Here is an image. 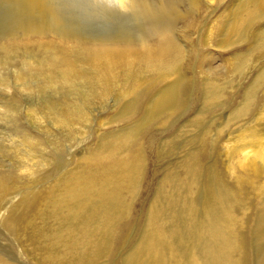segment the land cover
<instances>
[{
  "label": "bare ground",
  "instance_id": "obj_1",
  "mask_svg": "<svg viewBox=\"0 0 264 264\" xmlns=\"http://www.w3.org/2000/svg\"><path fill=\"white\" fill-rule=\"evenodd\" d=\"M5 4L7 3V5L9 4V7L8 8H12V12L13 14H11V17L12 15L14 16V18H10L9 14L5 13L6 14V17H9V21H7L6 19L4 20L5 23L9 24V26L5 27V29H1L0 31V51H3V57L2 55L0 57V63L2 64H6L4 61L7 59L8 61H10L8 58H11V56L9 54L11 53H14V52H18L19 51H22L24 54L22 56V67H25L24 70L28 69V66L30 67H34V68H37V69H34V73L31 72L30 73H26L25 75H23L22 77H19L18 79L20 81H23V84H25L24 86H26V83L24 80L27 81V79H31L32 76H35V77H38L39 76H43V75H48V76H43V84L45 85H48V87H54L55 88L57 87V84L59 85H63L65 91H72V90H77L80 94V90H79V85H82V90H83V87L85 89V87L87 86V91L89 92V94L91 95V97H88V98H98V99H105L106 101V98L109 96V94H112L113 95V92L115 93V97L116 101H121V100H127L129 99L128 97H131V100L132 102H130V104L134 105L135 103H133L134 100H136L134 98V96L136 95L137 96V90H140L141 87H143L144 85L146 84H150L151 86L155 87V84L156 85H159V84H163L165 83V89H159L161 90L160 92L158 91L157 94L153 95L152 97V100H151V104H147L146 108H145V111L144 114H143V118H150L152 116H163L164 114H167V117H169V111L170 110H174L175 107L177 106V101L176 104H175V107L172 105L174 102H172L171 99L173 100H176L174 98L175 94L177 95L176 98L178 96H180L181 93H176L175 91H177V86L179 85V88L182 84V81H185V79L182 77V75H180V71H179V63L182 59V56H183V52H182V48L180 47V45L178 44L179 42H176L177 39H175L173 36H175V33L172 35V31L174 29H178V33L182 32L183 33V37H186L187 36L189 37V35H187V33L190 34V32L192 31L193 32V29H196V25L198 24V21L196 20V17L195 16H198L200 15L199 13L202 12V8L204 5L202 2L206 3V5L210 6L212 5V1L213 0H189L188 2V5L187 7L185 6L184 8L185 9H180L178 7V5L176 4L179 0H2ZM187 4V3H186ZM6 5V6H7ZM11 5V6H10ZM2 6V5H1ZM182 6V5H181ZM180 6V7H181ZM88 9H87V8ZM7 10H10L8 9ZM223 11V12H222ZM221 12L223 14H221V18L218 20V21H213L215 22L214 24H212L211 26H207V31H206V37L204 38H208V37H215L216 39H219L217 42H218V47L221 49H228V50H231L233 47H231L230 49L228 47L231 46V44L233 43L235 45V43L238 44L239 41H241V39L244 38V35L245 33L249 30V28H251L253 25L256 26V24H259L258 22L262 19L263 15H264V0H232L231 3L229 4V6L224 10H222ZM15 12V14H14ZM220 12V13H221ZM86 13V14H84ZM84 15H90L92 17L96 16L95 18H98L97 16H99L100 18L102 19H105V20H112V22L114 21H119V23L123 24L124 22H131L133 20H137V21H140V24H139V27L141 25V30H139L138 33L139 35H137L138 37L135 39L132 37H130L129 35L126 34V31H122L120 32L119 34L115 33L116 35L114 36H110L109 37H102V36H93V34H90L89 33H85L81 30H79V25H80V21L83 20V18L85 19L86 16ZM220 15V14H219ZM218 16V15H216ZM216 19V18H215ZM264 20V19H263ZM113 22V23H114ZM116 22V23H117ZM100 23V22H99ZM115 23V24H116ZM138 23V22H137ZM263 23V22H262ZM88 24V23H87ZM125 24V23H124ZM136 23H134L135 25ZM2 25H4L2 23ZM117 25V24H116ZM138 25V24H137ZM136 25V26H137ZM135 26V27H136ZM131 27V25H130ZM113 28V27H112ZM122 29V28H121ZM126 29V28H125ZM128 29V28H127ZM130 29V28H129ZM254 29V27H253ZM118 30V29H116ZM252 30V28H251ZM90 31V30H89ZM104 31V30H103ZM115 31V30H114ZM137 31V30H136ZM96 32V31H95ZM116 32V31H115ZM118 32V31H117ZM130 33V31L127 30V33ZM254 33V31H252ZM92 33V32H91ZM109 33V32H108ZM103 33H101L102 35ZM106 34V33H105ZM252 35V33H250ZM97 35V34H96ZM99 35V34H98ZM134 35V34H133ZM187 35V36H186ZM247 35V34H246ZM136 36V35H135ZM254 36V42H253V46L256 48V45L259 43H262L264 42V25H260V26H257V30L256 32L253 34ZM251 37V36H250ZM185 38V39H186ZM212 39V38H211ZM210 40V39H209ZM250 41V40H248ZM253 41V39L251 40ZM208 42V41H206ZM216 42V41H215ZM216 42V43H217ZM235 42V43H234ZM215 43V45H217ZM241 43V42H240ZM239 43V45H240ZM243 43V42H242ZM205 44V43H204ZM211 43H209L210 45ZM214 45V43H212ZM208 45V44H207ZM211 46V45H210ZM238 46V45H237ZM235 45V47H237ZM264 46V45H262ZM234 47V48H235ZM233 48V50H234ZM261 48V47H260ZM259 48V49H260ZM251 50V49H250ZM257 50V49H256ZM255 50V52H256ZM261 50V49H260ZM263 50V53H264V49L262 48ZM261 50V51H262ZM254 52V53H255ZM258 52V51H257ZM17 53V54H18ZM253 53V52H252ZM253 53V54H254ZM261 53V54H263ZM1 54V52H0ZM185 54V53H184ZM202 54V53H201ZM207 54V53H206ZM246 54V53H245ZM248 54V53H247ZM8 55V56H7ZM240 55V53H239ZM251 55V54H250ZM264 55V54H263ZM18 56V55H17ZM16 56V57H17ZM238 56V55H237ZM243 56V55H242ZM246 55L243 56V58H237L239 59L238 61V64H236L234 66V68L236 67L237 69L239 68V70L242 68L243 69V64L245 63V59H247V57H245ZM253 56V55H252ZM255 56H257L255 54ZM15 57V58H16ZM36 57H39L40 58V61L38 59L39 62H35L37 60ZM234 57V56H233ZM258 57V56H257ZM262 57V56H261ZM260 57V58H261ZM5 58V60H4ZM14 58V57H13ZM250 58V57H248ZM264 58V57H263ZM252 59V58H251ZM255 59V58H254ZM257 59V58H256ZM259 59V58H258ZM4 60V61H3ZM6 60V61H7ZM20 60V59H19ZM236 60V59H235ZM12 61V60H11ZM250 61V60H249ZM252 61V60H251ZM254 61V60H253ZM259 61V60H258ZM261 61V60H260ZM13 62V61H12ZM234 62V61H233ZM38 63V64H37ZM250 63V62H249ZM256 63V60L254 61V64ZM260 63V62H259ZM264 63V62H263ZM0 64V65H1ZM201 64V63H200ZM209 64V63H208ZM10 65V64H8ZM247 65V64H246ZM2 66V65H1ZM14 66V65H13ZM16 66V65H15ZM245 66V65H244ZM18 67V66H17ZM195 67V66H194ZM241 67V68H240ZM263 67V66H262ZM188 68V67H187ZM200 68V67H199ZM233 68V65L232 67ZM258 68V67H257ZM21 69V68H20ZM190 69V68H189ZM201 69V68H200ZM241 69V70H242ZM255 69V68H254ZM254 69L253 72H254ZM262 69V68H261ZM260 69V70H261ZM199 70V69H198ZM233 70V69H232ZM236 73L239 72L238 70H235ZM245 71V70H244ZM255 71H258L255 69ZM154 73L151 77H148V76H145L144 79H139L138 77L143 73ZM251 72V71H250ZM22 73V72H21ZM234 73V72H233ZM19 74V73H18ZM17 74V75H18ZM24 74V73H23ZM238 74V73H237ZM240 74V73H239ZM251 74V73H250ZM253 74V73H252ZM234 75V74H233ZM262 75H264V73H262ZM261 75V76H262ZM259 76H260V73H259ZM16 77V76H15ZM148 77V79H147ZM240 77V76H239ZM14 78V77H13ZM42 78V77H41ZM215 78H218L215 76ZM211 79L210 81H206V85L205 87V92H206V95L207 98H209L210 100H207L210 101V104H211V99L215 100V101H218L216 100L218 96H220V93L223 91V86H222V91L220 92V89H217L219 87H215L216 83L215 81H217L216 79ZM264 78V77H263ZM17 78H15L16 80ZM202 79V78H201ZM17 80V81H19ZM34 81L36 79H33ZM39 80V79H38ZM37 80V81H38ZM259 80V77L257 79V81ZM260 80H264V79H260ZM42 81V80H41ZM220 79H218V84L220 83L219 82ZM252 81H254L252 79ZM160 82H163V83H160ZM228 82V81H227ZM261 82V81H260ZM181 83V84H180ZM223 83V82H222ZM224 83H226V81H224ZM223 83V84H224ZM254 83V82H253ZM256 83H259L256 82ZM41 84V83H39ZM227 84V83H226ZM225 84V85H226ZM251 84V83H250ZM255 84V83H254ZM253 84V85H254ZM260 84V83H259ZM259 84L257 86H259ZM262 84V83H261ZM15 85V84H14ZM42 85V86H44ZM116 85V86H115ZM221 85V84H219ZM224 85V86H225ZM115 86V87H114ZM217 86V85H216ZM255 86V85H254ZM257 86H255L257 88ZM46 87V86H45ZM62 87V86H61ZM60 87V89H61ZM152 87V88H153ZM183 86H181V89H182ZM203 87V86H202ZM215 87L216 89L212 90V88ZM253 88V89H256V88ZM47 88V87H46ZM45 90H48L46 89ZM140 88V89H139ZM145 88V86H144ZM151 89V87H149ZM147 88V89H149ZM161 88V87H160ZM185 88V86H184ZM183 88L182 91H184L185 89ZM247 88H251L248 87ZM58 89V88H57ZM181 89H178L181 90ZM187 89V88H186ZM189 89V87H188ZM226 89V88H225ZM224 89V90H225ZM232 89V88H230ZM264 89V88H263ZM55 90V89H54ZM86 90V89H85ZM142 90V89H141ZM153 90V89H152ZM247 90V89H246ZM251 90V89H250ZM257 90V89H256ZM44 90H42L43 92ZM62 91V90H61ZM60 90H58V92H61ZM64 91V92H65ZM76 91V92H77ZM84 91V90H83ZM145 91V90H144ZM177 91V92H178ZM202 91V90H201ZM37 92V91H36ZM52 92L53 89H52ZM56 92V91H55ZM74 92V91H73ZM73 92H70V93H73ZM82 92V91H81ZM85 92V91H84ZM112 92V93H110ZM146 92V91H145ZM144 92V93H145ZM156 93V91H154ZM188 92V91H187ZM246 92V91H245ZM45 93V92H44ZM57 93V92H56ZM87 92H85L86 94ZM140 93V92H139ZM142 93V92H141ZM247 93V92H246ZM245 93V94H246ZM252 93V92H251ZM151 94V93H150ZM153 94V92H152ZM185 94V93H184ZM222 94V93H221ZM244 94V95H245ZM261 94V93H260ZM74 95V94H73ZM83 95V94H82ZM88 96V94H86ZM144 95V94H143ZM183 95V94H182ZM182 95H181V98H182ZM252 95V94H251ZM254 95V94H253ZM256 95V93H255ZM262 95V94H261ZM70 96V98H72L71 95H68ZM77 96V95H76ZM135 96V97H136ZM139 96V94H138ZM222 96H226L224 95H221V97L219 98L220 100H222ZM247 96V94H246ZM264 96V91H263V95ZM261 97V99L263 100V97ZM83 97H86L85 95ZM112 97V96H111ZM141 96H139V99H140ZM66 98V97H65ZM82 99V97H80ZM110 98V97H109ZM134 98V100H133ZM143 98V97H142ZM216 98V99H215ZM244 98V97H243ZM248 97H245V104L247 103L246 100L252 104L254 101L252 99L251 101V98L253 97H250L248 99H246ZM86 99V98H85ZM93 99H90V100H93ZM97 99V101H99ZM113 99V98H111ZM139 99L137 101H139ZM149 99V97L147 98ZM178 99V98H177ZM183 99V98H182ZM205 99V100H206ZM225 99V98H224ZM223 99V100H224ZM71 100V99H70ZM73 100V99H72ZM75 100V99H74ZM95 100V99H94ZM100 100V102H101ZM109 100V99H108ZM107 100V101H108ZM113 100V101H114ZM146 100V99H145ZM212 100V101H213ZM219 100V101H220ZM222 100V101H223ZM82 101V100H81ZM88 101L87 100L86 102V105L88 104ZM104 101V100H102ZM182 101V100H181ZM214 101V103H215ZM252 103H251V102ZM64 102V101H63ZM92 102V101H91ZM90 102V103H91ZM118 102V103H119ZM125 102V101H124ZM123 102V103H124ZM127 102V101H126ZM129 102L127 103L128 105H125L124 104V107L121 109L122 113H118L116 114L115 116V120H120V118H123L125 117L126 115H131L133 112V108L130 107V104ZM241 102V101H240ZM256 102V101H255ZM259 102V100H258ZM262 102V101H261ZM69 103V102H67ZM96 102H94L95 104ZM98 104H100L99 102H97ZM105 103V102H104ZM103 103V104H104ZM115 103V102H114ZM122 103V102H121ZM149 103V102H148ZM171 103V104H170ZM207 105L206 107H209L210 104H208L207 102H205ZM213 103V104H214ZM217 103V102H216ZM242 103V102H241ZM240 103V104H241ZM85 104V103H84ZM97 104V105H98ZM106 104V103H105ZM117 104V102L115 103ZM115 104L113 106H115ZM179 104V103H178ZM182 104V103H181ZM244 104V103H242ZM56 105V104H55ZM54 105V108H55V111L53 110V114L56 118V122L57 123H60V125H64V126H70V127H74V125H77L79 127H83L84 125V122L83 121H89L87 119V117L89 116H85V115H80L81 113L80 112H72V114H69V111L67 108L65 109H58L56 110V106ZM62 105V103L60 104V106ZM67 105V104H65ZM64 105V106H65ZM69 105V104H68ZM67 105V106H68ZM74 105V104H73ZM81 105V104H80ZM78 104V107L80 106ZM85 105V106H86ZM96 105V107H97ZM132 105V106H133ZM141 105V104H140ZM247 105V104H246ZM259 105L260 107V103L257 104ZM47 106V105H46ZM76 106V105H75ZM74 106V107H75ZM84 106V105H83ZM81 105V108L83 109V107ZM89 106V105H88ZM99 106V105H98ZM135 106V105H134ZM139 106V102H138V105ZM180 106V105H178ZM239 106V105H237ZM241 107H245V106H242L240 105ZM248 108L251 106L247 105ZM246 106V107H247ZM256 106V104H255ZM254 106V107H255ZM63 107V106H61ZM69 107V106H68ZM72 107V105H71ZM92 107V106H91ZM95 107V106H93ZM92 107V108H93ZM136 107V106H135ZM143 107V106H142ZM145 107V106H144ZM253 107V106H252ZM47 108H49L50 110L53 109L50 108V106H48ZM77 108V107H76ZM80 108V107H79ZM80 108V110H82ZM86 108V107H85ZM83 109L82 111H85L86 109ZM88 108V107H87ZM179 108V107H178ZM181 108V107H180ZM251 108V107H250ZM261 109L258 110V114H257V117L255 118V124L253 125H250L249 123H247L248 125H250V127L248 128H244L242 129L239 134L237 136H235V140L234 142L229 140V138L232 136H230L229 138L227 137V144H225V146L223 147L224 144H222V147L220 148L221 145H219V148L221 149L220 150V163L222 162L223 164V167L220 168L222 170V174H220V169L218 168H215L217 166L214 167V165H218V164H214L213 166H210V167H207L208 169V173L210 174H213V173H216V170H219L218 172H220L219 174L222 175L221 178H216V174L214 179L212 177L211 180V183L209 184V187L211 189V191L209 192V188L205 187L206 184H205V188H207V192L209 193L208 196L206 197L205 195H207L206 193V190H205V197L208 198L206 199V201L202 203L203 205V208L205 211H214L210 209V207L213 208V205L214 204H218L220 208H216L217 209H220L221 213L220 214V221L217 222L212 225L210 224V221H204V222H201L200 220H202V218H200V226L197 228L199 229L196 233H195V241L193 243V245L191 244L190 246H192L190 249H189V254L187 253V259H180V260H187L185 262H187V264H241L239 263L240 261V257H242V263L244 264L243 262V259L245 258L244 255L246 254H243L246 250V247L248 244L245 245L244 242H242L241 238L242 237H239L238 234L241 230H244L245 231V225L248 224L249 227L251 229V234H252V239L253 241L255 242L254 244L256 245V243L258 242L259 244L261 243L262 249H260L261 251H259V254H258V258H259V262L260 264L263 263L264 264V101H263V105L262 107H260ZM30 109V108H28ZM35 109V108H34ZM74 110H76L75 108H73ZM98 109V108H96ZM137 109V108H136ZM142 109V108H141ZM237 109V108H236ZM234 109V110H236ZM238 109H240V107H238ZM237 109V110H238ZM245 109V108H244ZM31 110V109H30ZM33 110V108H32ZM36 110V109H35ZM43 110V109H42ZM70 110V109H69ZM94 110V109H91V111ZM119 110V108H118ZM144 110V109H143ZM177 110V109H175ZM202 110V109H201ZM243 112V109H241ZM251 110V109H250ZM29 112V110H27ZM78 111V110H76ZM239 111V110H238ZM244 111H247V110H244ZM249 111V110H248ZM34 113H36L35 111H33ZM42 112V111H41ZM47 112V110H46ZM49 112V111H48ZM85 112H88L85 111ZM116 112V110H115ZM136 112V111H135ZM235 112V111H234ZM234 112L233 113H230L232 115H234ZM237 112V111H236ZM44 113V112H43ZM142 113V112H141ZM140 113V114H141ZM174 113V112H173ZM172 113V114H173ZM239 113V112H238ZM245 113V112H244ZM255 113V112H254ZM253 113V114H254ZM31 115V113H29ZM40 114V113H39ZM50 114V113H49ZM49 114H47L49 116ZM87 114V113H86ZM124 114V115H123ZM139 114V115H140ZM171 114V115H172ZM236 114V113H235ZM240 114V113H239ZM243 114V113H242ZM246 114V113H245ZM37 115V113H36ZM256 116V114H254ZM33 117H35V114L32 115ZM31 116V117H32ZM133 116V115H132ZM135 116V115H134ZM133 116V117H134ZM161 116V117H162ZM175 116V115H174ZM215 116V115H214ZM236 116L238 118H240L237 114ZM234 115V119H237L235 118L236 117ZM241 116V114H240ZM244 117V114L242 115ZM241 116V117H242ZM247 116V114H246ZM245 116V117H246ZM47 117V116H46ZM130 117V116H129ZM141 117V116H140ZM139 117V118H140ZM251 117V115H250ZM249 117V119H250ZM113 118V117H112ZM131 118V117H130ZM179 118V117H178ZM232 117H230L229 115V118L228 119H231ZM248 117H246L247 119ZM252 118V117H251ZM32 119V118H31ZM102 119V118H101ZM136 119V117H135ZM164 119V118H163ZM196 119V118H195ZM194 119V120H195ZM198 119H201V117ZM196 119V120H198ZM242 119V118H241ZM36 120V119H35ZM114 120V122H115ZM168 120V119H167ZM204 120V119H203ZM239 119H237L238 121ZM143 121V120H142ZM142 121H140L142 123ZM155 121V119H154ZM164 124L165 120H162ZM200 121V120H199ZM199 121H195L196 124L197 122ZM240 121H243L240 120ZM238 121V123L240 122ZM247 121V120H246ZM102 122V121H101ZM124 122V121H122ZM139 122V123H140ZM145 122V121H144ZM143 122V124H144ZM153 122V121H152ZM151 122V125L153 124ZM194 122V123H195ZM202 122V121H200ZM231 122V121H230ZM230 122H227V123H230ZM234 122V121H233ZM38 123V121H37ZM90 123V122H89ZM109 123V121H108ZM155 123V122H154ZM193 123V124H194ZM232 123V122H231ZM236 123V122H234ZM244 123L246 124V122L244 121ZM97 124L98 121H97ZM101 124V123H100ZM137 124V123H135ZM159 124V123H158ZM199 124V123H198ZM197 124V125H198ZM241 124V123H240ZM103 125V122L102 124ZM131 125V124H130ZM142 124H139L138 127L140 128ZM165 125V124H164ZM191 125V123H190ZM195 125V124H194ZM193 125V126H194ZM196 125V126H197ZM203 125V124H202ZM227 125V124H226ZM229 125V124H228ZM228 125L226 127H228ZM40 126V125H39ZM53 126V125H52ZM63 126V127H64ZM85 126V125H84ZM107 126V124H106ZM158 126V125H157ZM187 126V125H186ZM189 126V125H188ZM187 126V127H188ZM192 126V127H193ZM199 128L198 129H201L202 127H200V125H198ZM236 126V130H237V125H234ZM240 126V125H239ZM56 127V126H55ZM59 127V126H57ZM78 127V128H79ZM136 125H132L131 126V129L127 130V132L125 133H122V134H118L114 137H111L113 142L111 141L108 142L106 139H101L100 138V142L96 145H95V148L89 152V154L87 155H83L81 156L80 158V161H79V164L83 165L82 167L80 166V171H76L74 170L72 172V170L69 171V173H71V175L66 178L65 180L62 179L63 177L60 176V179L62 180V183L60 184V179L58 183L52 185L48 191H45V192H48V196L46 197V199H49L50 201L52 202H49L48 200L45 201L46 202V205L49 206L51 205V208L52 210L50 211L51 213V217L54 216L52 213H54L56 216L61 215V213H66V215H59V217L64 220V218H66V216L72 214L70 212H76L75 215H79V213L83 212L86 208L88 209V207H93L92 209H88L90 212H91V216L93 214L94 211H96L97 213L99 211H103L104 209H106L107 207V204L109 203V201L111 199H114L115 201L116 200H119L120 198H122L124 195L127 196V195H130L132 193H134V197H135V194L137 193V191L139 189H137V187L139 186V182L141 181L139 179V177L141 178V174H142V169L143 171H145L144 169L146 168H143L142 166V160L141 159L143 157V154H141V156H139V151L140 149H137V148H134V149H131V148H127V145L129 143V141H132L134 139V137L137 135V128ZM146 127V125H145ZM144 128V127H143ZM142 128V129H143ZM207 128V127H206ZM206 128L204 129V131L206 130ZM212 128V127H211ZM242 128V127H241ZM43 129V128H41ZM40 129V130H41ZM55 129V128H54ZM68 129V128H67ZM141 129V130H142ZM194 129H196V127L194 126ZM193 129V130H194ZM210 129V128H209ZM218 129V128H217ZM46 130V128H45ZM139 130V131H141ZM208 130V129H207ZM43 131V130H41ZM47 132L49 131L48 129L46 130ZM78 133H82L83 131L82 130H76ZM149 131V130H148ZM189 131V130H188ZM191 131V130H190ZM196 131V130H195ZM202 131V130H201ZM199 131V132H201ZM65 132V130H64ZM63 132V133H64ZM198 132V133H199ZM209 133V131H207ZM233 133V130L231 131ZM235 132V131H234ZM43 133V132H42ZM50 133V132H48ZM45 132V134H48ZM67 133V132H66ZM207 133V134H208ZM230 133V134H232ZM51 134V133H50ZM54 134V133H53ZM139 134V133H138ZM190 134V133H189ZM204 134V132H203ZM202 134V135H203ZM216 134V133H215ZM234 134V133H233ZM49 135V134H48ZM62 135V133L60 134ZM84 135V134H82ZM144 135V134H143ZM200 135V134H199ZM201 135V136H202ZM206 135V133H205ZM68 136V135H67ZM199 136V137H201ZM204 136V135H203ZM207 136V135H206ZM204 136L203 138L206 139L207 137ZM17 137V136H16ZM30 137V136H28ZM26 137V138H28ZM65 137V136H64ZM101 137H104V136H101ZM144 137V136H142ZM195 137V136H194ZM206 137V138H205ZM25 138V137H24ZM25 138V139H26ZM68 138V137H67ZM74 138V137H72ZM186 138V137H185ZM201 138V140L203 139ZM232 138V137H231ZM31 139V138H30ZM63 139V138H61ZM70 139V138H69ZM108 139V138H107ZM143 139V138H142ZM192 139V137H191ZM190 137H189V140L191 141ZM29 140V139H27ZM54 140V138H53ZM72 140V139H71ZM70 140V141H71ZM146 140V139H145ZM199 140V139H197ZM197 140L195 142H197ZM200 140V141H201ZM209 140V139H208ZM37 141V140H36ZM36 141H34L36 143ZM56 141V140H55ZM73 141V140H72ZM75 141V140H74ZM193 141V139H192ZM199 141V143H200ZM207 140H205V143ZM226 141V140H225ZM233 143H231V142ZM27 142V141H26ZM26 142L24 144V146L26 145ZM30 140L27 142L29 143ZM61 142V141H60ZM107 142V144H106ZM188 142V140H187ZM195 142H192L194 144H196ZM202 142V141H201ZM220 142H223L222 140ZM230 142V143H229ZM55 143V142H54ZM71 143V142H70ZM110 143V144H108ZM133 143V142H132ZM142 143V142H141ZM184 143V142H183ZM186 143V142H185ZM184 143V144H185ZM198 143V144H199ZM210 143V142H209ZM224 143V142H223ZM19 144V143H18ZM38 142L36 143V146H39L37 145ZM56 147H57V144L58 143H55ZM61 144V143H60ZM218 144V143H217ZM34 145L33 141H32V146ZM46 145V144H45ZM59 145V144H58ZM132 144H130L131 146ZM186 145V144H185ZM188 145V144H187ZM204 144L202 145H199V146H202L203 148H205L203 146ZM206 145V144H205ZM210 145V144H209ZM23 146V147H24ZM30 146L31 148H33L30 144L28 145ZM28 146H25V147H28ZM35 146V145H34ZM42 146V145H41ZM44 146V145H43ZM50 146V145H49ZM146 146V145H145ZM183 146V144H182ZM193 146V145H192ZM198 146V145H196ZM198 146V147H199ZM22 147V148H23ZM24 147V148H25ZM45 147V146H44ZM140 147V146H138ZM179 147V146H178ZM197 147V148H198ZM20 151H24V149H22ZM29 148V147H28ZM28 148L27 151L29 150ZM42 148V147H41ZM93 148V147H92ZM191 148V147H190ZM194 146L191 148L193 149ZM209 148V147H208ZM26 149H25V152H26ZM89 149V148H87ZM86 149V150H87ZM182 149V147H181ZM189 150V148H187ZM186 149V150H187ZM207 149V148H206ZM32 150V149H31ZM30 150V151H31ZM35 150V149H33ZM32 150L31 153H34ZM37 150V149H36ZM35 150V151H36ZM46 149H44L45 151ZM60 150V149H59ZM85 150V149H83ZM185 151V149H183ZM199 150V151H198ZM203 150V149H201ZM208 150V149H207ZM216 150V149H215ZM218 150V149H217ZM177 151V150H176ZM195 151L198 152L197 155H199V152H200V148L199 149H196L195 147ZM209 151V150H208ZM181 152H183L181 150ZM190 153V151H187V153ZM204 152V150H203ZM216 152V151H215ZM20 153V152H19ZM30 153V152H28ZM26 153L27 157L24 155L23 153V157L22 158V164H23V167L21 166V172H23V169L27 170L28 173L30 172L31 173V169L34 168L36 165L32 162V161H36L38 158L35 159L36 157V153L35 154V157L33 156V154H28ZM82 153V152H81ZM84 153V152H83ZM87 153V152H86ZM184 153V152H183ZM185 153V154H187ZM201 153V152H200ZM210 154H212L210 151H209ZM40 154V153H39ZM47 154V153H46ZM51 154V153H50ZM173 154V153H172ZM181 154V153H180ZM191 154V153H190ZM190 154H189V157H190ZM194 153H192L191 155H193ZM207 154V153H206ZM18 155V154H17ZM21 155V154H20ZM48 155V154H47ZM57 155V154H56ZM72 155V154H71ZM176 156V154H174ZM182 155V154H181ZM180 155V156H181ZM195 155V156H197ZM216 155V154H215ZM22 156V155H21ZM21 156H16L17 158H21ZM40 156V155H39ZM179 156V155H178ZM183 156V155H182ZM205 156V155H203ZM26 157V158H25ZM42 159H43V156H41ZM46 157V155H45ZM185 157V156H184ZM186 157H188L186 155ZM185 157V158H186ZM209 157V156H208ZM217 157V156H216ZM219 157V156H218ZM176 158V157H175ZM194 159V155L191 157ZM32 159H35V160H32ZM146 159V158H145ZM180 159V157H179ZM182 159V158H181ZM180 159V160H181ZM187 159L189 158H186L185 160L187 161ZM197 159V158H196ZM212 159V158H211ZM19 160V159H17ZM52 160V159H51ZM75 160V159H74ZM175 160V159H173ZM177 162L179 161L177 158H176ZM175 160V162H176ZM190 160V159H189ZM198 160V159H197ZM215 160V159H214ZM21 161V159H20ZM48 161V160H46ZM145 161V160H144ZM184 161V160H183ZM194 161V160H193ZM196 161V160H195ZM200 161V160H198ZM197 161V162H198ZM205 161V160H204ZM209 161V159H208ZM211 161V160H210ZM217 161V159H216ZM52 162V161H51ZM75 161H73V165L75 166L76 164H74ZM180 162V161H179ZM190 163L188 164H192L191 161H189ZM202 162V161H201ZM44 163V161H43ZM42 163V164H43ZM182 163V161H181ZM49 164V163H48ZM145 164V163H144ZM179 164V163H178ZM185 164V163H183ZM182 164V165H183ZM45 165V163H44ZM70 165V163H69ZM173 163L170 165L172 166ZM175 165V164H174ZM174 165L171 167V168H176L177 164L175 165L176 167H174ZM181 165V166H182ZM190 165H187L185 164L186 166V169L188 166ZM194 165V164H193ZM191 165L189 168L191 169L192 168V171L193 173L196 171L198 173L197 170L199 169H196L195 171L193 169L197 168L195 166ZM202 165H203V162H202ZM205 165V163H204ZM203 165V166H204ZM207 165V164H206ZM43 166V165H42ZM40 166V169L41 167ZM77 166V165H76ZM79 166H78V169H79ZM169 166V168H170ZM180 166V165H179ZM184 166V165H183ZM200 166V165H199ZM18 167V166H17ZM57 167V166H56ZM64 167V166H63ZM146 167V166H145ZM195 167V168H194ZM221 167V166H219ZM23 168V169H22ZM37 168V167H36ZM34 168V169H36ZM46 168V167H45ZM65 168V167H64ZM72 168V167H71ZM77 168V167H76ZM170 168V170H172ZM178 168V167H177ZM200 168V167H199ZM39 169V168H37ZM40 169H39V172H40ZM59 169V168H58ZM185 169V167H183V170ZM185 169V170H186ZM24 170V171H25ZM60 170V169H59ZM181 170V169H180ZM201 170V169H200ZM18 173H19V170H17ZM34 171V170H33ZM52 171V170H51ZM174 171V170H173ZM173 171H171L170 173H173ZM177 171V169H176ZM175 173H178L176 172ZM186 171H189V169H187ZM191 171V170H190ZM14 172V171H13ZM12 172V174H13ZM58 172V171H57ZM217 172V173H218ZM37 173V172H36ZM42 173V172H41ZM46 173V172H45ZM66 173V172H64ZM145 173V172H144ZM143 173V174H144ZM192 173V172H191ZM190 173V174H191ZM192 173V174H193ZM201 173V171L199 172ZM198 173V174H199ZM7 174V173H5ZM20 174V173H19ZM52 174V173H51ZM189 173H187V175H185V177L188 176ZM189 174V175H190ZM191 174V175H192ZM196 174V173H194ZM193 174V175H194ZM208 174V175H209ZM15 175V174H14ZM25 175V173H24ZM24 175H22L24 177ZM29 175V174H28ZM39 174H37L38 176ZM42 175V174H41ZM59 175V174H58ZM170 175H174V174H170ZM169 175V176H170ZM178 175V174H177ZM181 174H179L180 176ZM190 175V176H191ZM192 175V176H193ZM207 175V174H206ZM218 175V174H217ZM4 176V175H3ZM19 176V175H18ZM21 176V175H20ZM21 176V177H22ZM50 176V175H49ZM182 176V175H181ZM191 176V177H192ZM16 177V175H15ZM13 177V178H15ZM34 177V176H33ZM31 177V178H33ZM48 177V176H47ZM45 177V180L49 179ZM53 177H56V176H53ZM166 177V176H165ZM173 177V176H172ZM178 177V176H176ZM184 177V179H185ZM189 177V176H188ZM187 177V178H188ZM190 177V178H191ZM195 177V175H194ZM207 177V176H206ZM209 177V176H208ZM12 178V177H11ZM39 178V177H38ZM44 179V177H42ZM47 178V179H46ZM203 178V177H202ZM19 179V178H18ZM17 179V180H18ZM34 179V178H33ZM33 179L29 180L31 181L30 184H32V181ZM142 179V178H141ZM165 179V178H164ZM193 179V177H192ZM192 179H189L190 182L186 185L188 186L189 185V188L187 190V197L185 196V194H183L185 197L184 198H187L189 199V204H187L186 206L189 208V210H192V202L190 201V198L189 197V194H193V190L194 189V183L195 180H193V182L191 181ZM20 180V179H19ZM27 180V178H26ZM38 180V179H37ZM35 179V181H37ZM56 180V179H54ZM54 180H50L53 181ZM57 180V181H58ZM140 180V181H138ZM168 179H166L165 181H167ZM182 180V179H181ZM200 180V179H199ZM21 181V180H20ZM24 181V179H23ZM49 181V182H50ZM163 181V179L161 180ZM186 181V180H185ZM185 181L183 180V185H179L180 187H184L185 186ZM2 182V181H1ZM19 182V181H18ZM39 182V181H38ZM48 182V180H47ZM179 181H177L176 183H178ZM206 182V181H205ZM4 183V182H3ZM22 183V182H20ZM35 183V182H34ZM41 183V181H40ZM185 183V184H184ZM208 183V181H207ZM5 184V183H4ZM3 184V185H4ZM12 185V183H9ZM27 184V183H26ZM37 184L36 183V187H37ZM42 184V183H41ZM160 184L162 185V183L160 182L159 183V186ZM165 184V182H164ZM171 184V183H170ZM179 184V183H178ZM178 184H176L178 186ZM166 185V184H165ZM168 185V184H167ZM173 186H175V183L174 184H171ZM170 185V186H171ZM9 186V185H8ZM18 186V185H17ZM24 186V185H23ZM39 186V185H38ZM164 186V185H163ZM162 186V187H163ZM170 186H168L170 188ZM172 186V187H173ZM179 186L177 188H179ZM185 186V187H186ZM5 187V186H4ZM16 187V185H15ZM19 187V186H18ZM45 187V186H44ZM161 187V186H160ZM167 187V186H165ZM176 187V186H175ZM174 187L173 190H175L176 188ZM184 187V188H185ZM202 187V186H201ZM200 187V188H201ZM8 188V187H6ZM5 188V189H6ZM17 188V187H16ZM20 188V187H19ZM18 188V189H19ZM168 188V189H169ZM192 188V189H191ZM203 188V187H202ZM9 189V188H8ZM15 189V188H14ZM42 189V188H41ZM137 189L136 193H135V190ZM163 189V188H162ZM182 189V188H181ZM204 189V188H203ZM3 190V189H2ZM17 190V189H15ZM23 190V189H21ZM20 190V191H21ZM45 190V188H44ZM171 190V191H173ZM6 191V190H5ZM9 191V190H8ZM18 191V190H17ZM27 191V190H26ZM181 191V190H180ZM0 192H1V189H0ZM3 192V191H2ZM1 192V193H2ZM24 192V191H23ZM167 191H165L166 193ZM170 192V191H169ZM177 192V191H175ZM4 193V192H3ZM10 193V191H9ZM8 193V194H9ZM19 192H17L16 194H18ZM29 193V192H28ZM171 193V192H170ZM168 193V194H170ZM182 193V192H181ZM184 193V192H183ZM14 195V192L12 193ZM36 194H37V191H36ZM35 194V195H36ZM40 194V193H39ZM43 194L45 195V193L43 192ZM172 194V193H171ZM170 194V195H171ZM3 194H1V197H2ZM19 195V194H18ZM22 195V193H21ZM31 195V194H29ZM34 196V194H32ZM158 195V194H157ZM156 195V196H157ZM5 194L3 195V198H5V200L7 199L6 197H4ZM9 196V195H8ZM26 196H28V194H26ZM32 196V198H33ZM161 196V194H160ZM164 195L162 194V197ZM174 196V195H172ZM204 196H203V199L204 200ZM10 197V196H9ZM17 198V196H15ZM20 197V196H19ZM129 197V196H128ZM132 197V196H131ZM137 197V196H136ZM165 197V196H164ZM182 197V196H181ZM180 197V198H181ZM3 198L1 201H3ZM22 198V197H21ZM36 198V197H35ZM124 198V197H123ZM167 198H170V196L168 195ZM172 198V197H171ZM175 199H177V193H176V196L173 197ZM23 199V198H22ZM26 199V197H25ZM31 199V197H30ZM44 197L42 198L41 201H43ZM160 199V198H157V200ZM162 199V198H161ZM165 198H163L164 200ZM174 199V200H175ZM12 200V198H11ZM32 200V199H31ZM126 200V202H125ZM124 200V203H127V199L125 198ZM135 199L133 198V201ZM162 200V201H163ZM167 200V199H165ZM172 200V199H171ZM168 199V201H171ZM184 200V199H183ZM15 201V200H14ZM14 201H12L14 203ZM17 202H21V201H18L16 200ZM15 201V202H16ZM26 201V200H25ZM39 196L36 200H34V202H36L37 204L41 203H44L43 202H39ZM130 201V200H129ZM132 201V200H131ZM132 201V203H133ZM156 201V199H155ZM161 201V200H160ZM173 201V200H172ZM177 201V200H176ZM16 202V203H17ZM27 202V201H26ZM25 202V204H26ZM152 202V201H151ZM166 202V201H165ZM175 202V201H174ZM180 202V201H179ZM10 203V202H9ZM116 203H118L116 201ZM129 203V202H128ZM127 203V204H128ZM150 203V202H149ZM160 203V202H159ZM170 203V202H169ZM169 203H167L168 207H166V205H164L165 203H163V207L161 208L160 210V207H156L155 208H159V212L158 211H154L153 214H149L151 212V210H149L150 212H148L147 215H149V217L151 218H148V220H145L148 221L147 223L149 224L150 222V228L149 225L146 224L147 227H149L150 229V232L146 231L147 236L143 235L145 237L144 239V242L142 244V232L140 231V234L141 235H138L137 236H141L140 239L137 240V242L140 240V243L138 242V245L142 244V246L144 245V247L142 248L143 249V253H144V256L142 253H140L139 250H136L137 252H139L140 254V257L143 256V257H148L149 260H151V258H157L158 256H160L159 260L156 261V259H153V261H156L158 264H169L170 263V260L167 261V259H169V226L171 225V223H169V215H171L169 212V210L171 209V206L169 207ZM173 203V202H172ZM171 203V204H172ZM185 203V202H184ZM3 204V202H2ZM7 204V203H6ZM12 204V203H10ZM18 204V203H17ZM32 204V202H31ZM30 204V205H31ZM35 205V203H33ZM45 204V203H44ZM126 204V205H127ZM153 206L154 204H157V203H152ZM170 204V205H171ZM178 204V203H177ZM182 204V203H181ZM186 204V203H185ZM8 205V204H7ZM13 205H16L15 203ZM19 205V204H18ZM28 205V203H27ZM29 205V207H30ZM33 205V206H34ZM114 205V204H113ZM123 204H118L113 210H112V213L108 215H105L104 217V220L106 218V216H108L109 218L106 219L108 221H110V219L115 215V214H119V218L121 217L120 215H122V206ZM125 205V204H124ZM123 205V206H124ZM125 205V208H127L128 206H130V204L126 207ZM133 204H131L132 206ZM159 205V204H158ZM160 205V206H162ZM184 205V204H183ZM39 206V205H38ZM46 206V207H47ZM97 206V207H96ZM122 206V207H123ZM153 206L151 207V205L149 207L153 209ZM165 206V207H164ZM182 206V205H180ZM185 206V205H184ZM4 207V206H3ZM7 206H5L6 208ZM16 207V206H15ZM15 207L13 208V211L15 213ZM18 207V206H17ZM24 207H26L24 205ZM23 207V208H24ZM32 207V206H31ZM30 207V208H31ZM45 207V206H44ZM148 207V208H149ZM214 207H218L217 205ZM29 208V209H30ZM36 208V206H35ZM43 208V207H42ZM41 208V209H42ZM147 208V209H148ZM150 208V209H151ZM165 208V209H164ZM179 208V207H178ZM9 209V208H8ZM11 209V208H10ZM9 209V210H10ZM32 209V208H31ZM37 209V208H36ZM40 209V210H41ZM99 209V211L97 210ZM108 209V208H107ZM131 209V208H130ZM173 209H175L173 207ZM177 209V208H176ZM181 209V208H180ZM184 208H182L181 210H183ZM186 209V207H185ZM21 210H22V205H21ZM20 210V206H19V211ZM40 210H33L31 211L30 210V214L29 216L31 217V219H38V220H41L43 219L44 217H46V214L48 213H43V211L41 212ZM87 210V211H88ZM128 210V209H127ZM157 210V209H156ZM203 210V211H204ZM28 211V209H27ZM87 211H84L87 212ZM173 211V210H171ZM176 211V210H175ZM175 211H173V213H175ZM184 211V210H183ZM182 211V212H183ZM187 211V209H186ZM204 211V213H205ZM10 212H12V210H10ZM18 212V211H17ZM16 212V213H17ZM25 212H26V209H25ZM90 212H88L90 214ZM94 212V213H96ZM178 212V211H177ZM176 212V214H177ZM185 212V211H184ZM219 212V210H218ZM15 213V214H16ZM19 213V212H18ZM17 213V214H18ZM24 213V209L23 211H21V214ZM104 213V211L102 212ZM122 213V214H121ZM147 213V212H145ZM187 213V212H186ZM185 213V214H186ZM189 213V212H188ZM187 213V215H188ZM193 213V211L191 212ZM189 213V214H191ZM202 213V212H201ZM203 213V214H204ZM210 213V212H209ZM215 213V212H214ZM248 213H250V216H249V220L247 221L246 219V216L248 215ZM12 214V213H11ZM16 214V215H17ZM106 214V213H105ZM108 214V212H107ZM179 214V213H178ZM177 214V215H178ZM208 214V213H207ZM216 214V213H215ZM20 215V214H19ZM25 215V214H23ZM21 215V216H23ZM28 215V213H27ZM26 215V216H27ZM97 214H94L92 216L93 217H96ZM99 215V214H98ZM104 215V214H103ZM124 215V214H123ZM145 215V216H147ZM177 215H173L172 216H177ZM180 215V214H179ZM183 216V214H181ZM181 215L179 217H181ZM192 216H194L193 214H191ZM190 215V218L192 217ZM211 215V214H210ZM50 216V214L48 215ZM72 216V215H71ZM80 217L81 214L79 215ZM87 216V215H86ZM101 216V215H100ZM142 216V215H141ZM206 217V215H204ZM213 216V215H212ZM217 216H218V213H217ZM18 217V216H17ZM20 217V216H19ZM116 217V216H115ZM118 217V215H117ZM129 217V216H128ZM178 217V218H179ZM185 217V215H184ZM187 217V216H186ZM185 217V218H186ZM195 218L196 215L194 216ZM200 217V216H199ZM204 217V218H205ZM208 217V215H207ZM206 217V218H207ZM7 218V217H5ZM24 218V217H23ZM22 218V219H23ZM48 218V217H47ZM46 218V219H47ZM72 217L68 218V219H71ZM78 218V216H77ZM76 218V219H77ZM83 218V217H82ZM97 218H100L99 216H97ZM96 218V219H97ZM124 218V216L122 217ZM183 218V217H182ZM181 218V219H182ZM189 218V215H188V219L190 220ZM194 218V219H195ZM206 218L204 220H206ZM21 219V218H20ZM45 219V218H44ZM45 219V220H46ZM60 219V221H61ZM86 219V218H85ZM84 219V220H85ZM91 219V218H89ZM94 219V218H93ZM102 217H101V221H102ZM127 219V218H126ZM131 219V217H130ZM176 219V217H175ZM184 219V218H183ZM187 219V220H188ZM198 219V218H197ZM211 219H213L211 217ZM217 219V218H215ZM52 220V219H51ZM55 220V219H54ZM59 220V219H58ZM79 220V219H77ZM81 220V219H80ZM79 220V221H80ZM115 220V219H114ZM123 220V219H122ZM128 220V219H127ZM171 220H173L171 218ZM180 220V219H179ZM210 220V219H209ZM3 221V220H2ZM10 221V220H8ZM6 221V223L8 222ZM27 221V220H25ZM47 221V220H46ZM50 221V220H49ZM90 221V220H88ZM96 221V220H95ZM98 221V220H97ZM107 221V222H108ZM112 221V219H111ZM125 221V220H124ZM129 221V220H128ZM139 221V220H138ZM186 221V220H185ZM184 221V223H186ZM195 221V220H194ZM199 221H197L199 223ZM203 221V220H202ZM212 221V220H211ZM19 222V221H18ZM31 221H29L30 223ZM36 222V221H34ZM56 222V221H55ZM58 222V221H57ZM82 220L78 223H81ZM84 222V221H83ZM92 222V221H91ZM94 222V221H93ZM99 222H100V219H99ZM105 222V221H104ZM116 222V221H115ZM114 222V223H115ZM121 222V221H119ZM174 222V220L172 221V223ZM177 222H179L177 220ZM2 223V222H1ZM21 223V222H20ZM32 223V222H31ZM59 223V222H58ZM62 223V222H61ZM74 223V222H73ZM77 223V221H76ZM87 223V222H86ZM124 223V222H123ZM140 223V222H139ZM143 223V221H142ZM167 223V224H166ZM182 223V222H181ZM191 222H189L190 224ZM195 223V222H194ZM212 223V222H211ZM40 224V223H39ZM42 224V223H41ZM57 224V223H56ZM71 224V223H70ZM90 224V223H88ZM93 224V223H92ZM95 224V223H94ZM117 226V223H115ZM128 224V223H127ZM166 224V225H165ZM170 224V225H169ZM176 224V223H174ZM179 224V223H178ZM1 225H5L4 223L1 224ZM9 225V224H7ZM22 225V224H21ZM26 225V224H25ZM59 225V224H58ZM65 225V224H64ZM81 225V224H80ZM98 225V223H97ZM96 225V226H97ZM100 225V224H99ZM105 225V224H104ZM104 225H101V228L102 226ZM111 225V224H110ZM119 225V224H118ZM138 225V224H137ZM177 225V224H176ZM188 225V224H186ZM199 225V224H198ZM197 223L196 225L194 224V226H198ZM24 226V225H23ZM31 226V225H30ZM36 226V225H35ZM39 226V225H38ZM37 226V227H38ZM44 226V225H43ZM49 226V225H48ZM46 225V227H48ZM83 226V225H82ZM86 226V224H85ZM84 226V227H85ZM96 226H93V227H96ZM109 226V225H108ZM113 226V225H112ZM112 226H110L112 228ZM127 226V225H125ZM130 226V225H129ZM142 226V225H141ZM180 226V225H179ZM190 227V225H188ZM193 226V224L191 225ZM29 227V226H28ZM32 227V226H31ZM54 227V225H53ZM53 227L51 228L52 230L49 231V233L51 234L53 232ZM57 227V225H56ZM62 227V226H61ZM81 227V226H80ZM100 227V226H99ZM107 226H105V230L106 231V228ZM114 227V226H113ZM143 227L144 224H143ZM146 227V230H148ZM172 227V225H171ZM170 227V229H171ZM175 227V226H174ZM181 227H184L183 225H181ZM186 227V226H185ZM184 227V229H185ZM21 228V227H20ZM23 228V227H22ZM40 227L38 228H35L34 227L31 229V234L33 235V237L38 240L40 238V230L39 229ZM42 228H45V227H42ZM49 228V227H48ZM63 228V227H62ZM66 228V227H65ZM64 228V230H65ZM79 228V227H78ZM82 228V227H81ZM88 228V227H87ZM109 228V227H108ZM128 228V227H127ZM136 228H138V226H136ZM246 228V229H248ZM28 229V228H27ZM30 229V228H29ZM57 229V228H56ZM80 229V228H79ZM83 229V228H82ZM86 229V228H84ZM89 229V228H88ZM115 229V228H114ZM119 229V228H118ZM181 229V228H179ZM177 229V230H179ZM195 229V228H194ZM196 229V230H197ZM23 230H25V228H23ZM45 230V229H43ZM91 228L88 230L90 231ZM102 230V229H100ZM111 230V229H110ZM116 230V229H115ZM173 230V229H172ZM171 230V231H172ZM182 230V229H181ZM225 230V231H224ZM9 231V230H8ZM11 231V230H10ZM9 231V232H10ZM15 231V230H14ZM52 231V232H51ZM58 230H56L57 232ZM69 231V230H68ZM93 231V230H92ZM95 231V230H94ZM99 231V230H98ZM102 233V235L104 233H109V231L107 232H104ZM118 231V230H117ZM184 231V230H183ZM181 231V235H182V232ZM187 231H189L187 229ZM191 231V230H190ZM248 231V230H247ZM42 232V230H41ZM75 232V231H73ZM86 232V231H85ZM91 232V231H90ZM102 232V231H101ZM111 232H114V231H111ZM116 232V231H115ZM144 232H145V228H144ZM174 232L175 229H174ZM179 231H177L175 234H177ZM250 232V231H248ZM13 232L11 231V234ZM29 233V232H28ZM43 233V232H42ZM48 233V231L46 232ZM66 233V232H65ZM68 233V232H67ZM76 233V232H75ZM82 233V232H81ZM84 233V232H83ZM82 233V234H83ZM89 233V232H88ZM130 233V232H129ZM136 233V232H135ZM139 233V232H138ZM145 233V234H146ZM188 233V232H187ZM244 233V232H243ZM2 234V233H1ZM17 235V231H15L13 233V235ZM72 234V233H71ZM74 234V233H73ZM79 234V232H78ZM77 234V235H78ZM92 234V233H90ZM133 234V233H132ZM170 234H173L172 232ZM175 234L173 235V238L175 237ZM179 234V233H178ZM194 234V233H193ZM250 234V233H249ZM251 234L249 235V237L251 236ZM42 235V234H41ZM48 235V234H47ZM76 235V234H75ZM74 235V237H75ZM77 235H76V239L77 238ZM84 235H88V234H84ZM83 235V236H84ZM92 235H96L93 234ZM101 235V234H100ZM105 235V234H104ZM103 235V236H104ZM118 235V234H117ZM128 235V233H127ZM184 235V233H183ZM182 235V236H183ZM188 235V234H187ZM189 235L190 232H189ZM24 236V235H23ZM25 236H26V233H25ZM51 236V235H50ZM89 236V235H88ZM87 236V237H88ZM108 236V235H107ZM105 236V238L107 237ZM111 236V235H110ZM113 236H116L113 235ZM126 236V235H124ZM134 236V235H133ZM132 236V237H133ZM186 236V235H184ZM192 236V235H191ZM31 237V235H30ZM46 237V235H45ZM45 237H43V239H45ZM54 237V236H53ZM59 237V236H58ZM82 236H80L81 238ZM94 237V236H92ZM97 237V236H96ZM95 237V238H96ZM109 237V236H108ZM107 237V238H108ZM129 237V236H128ZM135 237V236H134ZM133 237V238H134ZM172 237V235L170 236ZM179 237V236H178ZM181 237V236H180ZM179 237V238H180ZM245 237V235H244ZM16 238H18L16 236ZM62 238H63V235H62ZM61 238V239H62ZM65 238V237H64ZM63 238V239H64ZM79 238V239H80ZM91 238V237H89ZM88 238V240H90ZM94 238V239H95ZM104 238V237H103ZM115 238V237H114ZM184 238V237H182ZM187 238V237H186ZM189 238V237H188ZM193 238V237H192ZM191 238V239H192ZM194 238L192 240H194ZM240 238V239H239ZM251 238V237H250ZM248 238V240L250 239ZM56 239V238H55ZM62 239V240H63ZM67 239V238H66ZM65 239V241H66ZM97 239H100L99 237ZM95 239V241L97 240ZM110 239V237H109ZM124 239V238H123ZM171 240H174L172 238H170ZM176 239V238H175ZM178 239V238H177ZM176 239V240H177ZM190 239V238H189ZM243 239V238H242ZM19 240V239H17ZM21 240V239H20ZM53 240V239H52ZM61 240V241H62ZM68 240V239H67ZM84 240V238H83ZM82 240V241H83ZM93 240V239H92ZM103 240V239H102ZM113 240V239H112ZM116 241V239H114ZM128 240V239H127ZM179 241H181L180 239H178ZM184 240V239H183ZM182 240V241H183ZM29 241V240H28ZM35 241V240H34ZM57 241V240H56ZM74 241V240H73ZM72 241V242H73ZM77 241V240H76ZM84 241H87V238H85ZM94 241V243H95ZM104 241V240H103ZM102 241V243L104 244V242ZM109 241V240H108ZM108 241H106L108 243ZM125 241V239H124ZM123 241V242H124ZM132 241V238L131 240ZM185 241V240H184ZM184 241L182 243H184ZM189 241V240H188ZM250 241L251 239L248 241L249 245L250 244ZM47 242V240L45 241V243ZM70 242V241H69ZM90 241H87V245H90V246H87V247H91L92 243L89 244ZM112 242V241H110ZM134 242V241H133ZM136 242V243H137ZM177 242V241H175ZM24 243V242H23ZM27 243V242H26ZM64 243V242H63ZM67 243V242H66ZM79 243V242H77ZM99 243V241H98ZM101 243V242H100ZM105 243L106 245H109V247L111 246V243L107 244ZM113 243V242H112ZM122 243V241H121ZM130 243V242H128ZM172 243V242H171ZM190 243V242H189ZM189 243L187 245H189ZM253 243V242H252ZM257 243V244H258ZM19 244H21L19 242ZM36 244V243H35ZM43 244V243H42ZM71 244V243H70ZM86 244V243H84ZM103 244H98L100 245V249L102 250L103 248ZM133 244V243H131ZM177 244V247L179 246L178 243H175ZM22 245V244H21ZM30 245V244H29ZM28 245V246H29ZM50 245V244H49ZM61 245V243H60ZM97 245V241H96V246ZM123 245V244H121ZM125 245H126V242H125ZM129 245V244H128ZM139 245V246H140ZM174 245V244H173ZM181 245V244H180ZM183 245V244H182ZM181 245V246H182ZM185 245H186V242H185ZM24 246V245H23ZM56 246V244H55ZM68 246V247H67ZM66 246L65 250L63 249V252L62 253H57L55 251H47L45 250L44 252H40L38 253V255L41 257V261H44V263L46 264H73L74 261H86L84 260L83 258H77L76 256L80 253L79 250L77 252H75L74 250L76 248L72 247V246H69V244ZM77 246V245H76ZM75 246V247H76ZM85 247V245H82ZM131 246V245H130ZM129 246V247H130ZM134 246V245H133ZM137 246V245H135ZM134 246V248H135ZM172 246V245H171ZM259 246V245H258ZM258 246H254V247H258ZM20 247V246H19ZM22 247V246H21ZM20 247V248H21ZM43 247V245H42ZM52 247V246H50ZM58 247V246H57ZM87 247L84 248L87 250ZM94 247V246H93ZM116 247V246H115ZM121 247V246H120ZM124 247V246H123ZM122 247V248H123ZM175 249L176 247L173 246ZM172 247V248H173ZM180 247V246H179ZM187 247V246H186ZM253 246H251L252 248ZM28 248H31V246H29ZM36 248V247H34ZM60 248V247H59ZM92 248V247H91ZM105 248V246H104ZM108 248V247H107ZM133 248V247H132ZM170 248V252L172 251L173 253V249ZM181 248V247H180ZM185 248V246H184ZM250 248V246H249ZM248 248V249H249ZM22 249V248H21ZM27 249V248H26ZM81 249V248H80ZM83 249V248H82ZM90 249V248H88ZM94 249V248H93ZM113 249V248H112ZM111 249V250H112ZM117 249V248H116ZM119 249V248H118ZM127 249H129L127 247ZM136 249V248H135ZM140 249V247H139ZM172 249V250H171ZM174 249V250H175ZM182 249V248H181ZM254 249V248H253ZM25 250V249H24ZM31 251L33 250V248L30 249ZM29 250V251H30ZM59 250V249H58ZM77 250V249H76ZM85 250V251H86ZM96 250V249H95ZM105 250V249H104ZM103 250V251H104ZM110 251V248L108 249ZM134 250V249H133ZM178 250H180L178 248ZM177 250V251H178ZM184 251L186 249H183ZM251 250V249H250ZM35 251H40V249H36ZM61 251V250H59ZM65 251V252H64ZM73 251V252H72ZM92 251V250H91ZM94 251V250H93ZM92 251V252H93ZM102 251V253H103ZM117 251V250H116ZM120 251V250H118ZM130 251V249H129ZM128 251V252H129ZM258 251V250H257ZM28 252V251H27ZM36 252V254H37ZM83 252V255L85 254L84 253V250H82ZM92 252L89 251V253L92 254ZM96 252V251H95ZM105 252H108V251H105ZM104 252V254H105ZM127 252V253H128ZM132 252V251H130ZM134 254H135V251H133ZM136 252V253H137ZM176 252V250H175ZM179 252V251H178ZM181 252V250H180ZM253 252V250H252ZM30 253V252H29ZM100 253V252H99ZM108 253H111L108 252ZM125 253H126V249H125ZM126 253V254H127ZM170 253V254H172ZM185 253V252H184ZM183 253V254H184ZM255 253H256V250H255ZM75 255V258L73 257V255ZM97 254V252H96ZM103 254V255H104ZM107 254V253H106ZM105 254V256H106ZM113 254V252H112ZM111 254V255H112ZM174 254V253H173ZM172 254V255H173ZM177 254V253H176ZM179 254V253H178ZM181 254V253H180ZM32 255V254H31ZM102 255V254H101ZM100 255V256H101ZM111 255H108L107 256H110ZM120 255V254H119ZM130 255V254H129ZM182 255V254H181ZM180 255V256H181ZM185 255V254H184ZM247 255V254H246ZM250 255V254H249ZM248 255V257H249ZM252 255V254H251ZM250 255V256H251ZM95 256L94 253L91 257ZM104 256V257H105ZM106 256V257H107ZM131 256V255H130ZM134 256V255H133ZM136 256V257H135ZM134 257L137 258L138 256V253L135 255ZM175 258H176V255H174ZM186 256V255H185ZM253 256V255H252ZM37 258V256H35ZM35 257L33 256L32 259L34 260ZM80 257V256H79ZM83 257V256H82ZM97 257V255L95 256ZM103 257V259H104ZM105 257V260L108 258ZM121 257V256H120ZM125 257V256H123ZM128 257V256H127ZM165 257H168L166 260H165ZM171 257V256H170ZM183 257V256H182ZM244 257V258H243ZM94 258V257H93ZM102 258V257H101ZM100 258V259H101ZM174 257H172L173 259ZM253 258V257H251ZM31 259V258H30ZM68 259V262L66 263V260ZM132 259L131 263H133V259L134 258H130ZM143 259V258H142ZM146 259V258H145ZM144 259V260H145ZM178 259V258H177ZM39 260V259H38ZM93 260V259H92ZM102 260V259H101ZM104 260V261H105ZM120 259H118L119 261ZM129 260V259H128ZM135 261L138 260V259H134ZM144 260H143V263H144ZM148 260V261H149ZM175 260V259H174ZM179 260V261H180ZM40 261V262H41ZM75 261V262H76ZM91 261V260H90ZM97 261V260H96ZM95 261V262H96ZM122 261V260H121ZM121 261H120V264H121ZM125 261V259H124ZM139 261V260H138ZM137 261V262H138ZM167 261V262H166ZM172 261V260H171ZM177 261V260H176ZM178 261V263H179ZM254 261V260H253ZM87 262V261H86ZM86 262H83V263H86ZM117 262V261H116ZM146 262V261H145ZM152 262V261H151ZM155 262V263H156ZM169 262V263H168ZM184 262V261H183ZM249 262H252L249 261ZM254 262H257V261H254ZM38 263V262H37ZM91 263H93L91 261ZM90 263V264H91ZM106 263V262H105ZM113 263V262H112ZM126 263V262H125ZM130 262H128L129 264ZM140 263V261H139ZM154 263V264H155ZM182 264V261L180 262ZM0 264H9L8 262H6L5 260H2L0 259ZM40 264V263H38ZM42 264V263H41ZM75 264V263H74ZM78 264V263H76ZM88 264V263H87ZM96 264V263H95ZM103 264V263H102ZM108 264V263H107ZM118 264V263H116ZM134 264V263H133ZM142 264V263H141ZM148 264V263H147ZM150 264V263H149ZM153 264V263H151ZM170 264H173V263H170ZM175 264H177L175 262ZM185 264V263H184ZM256 264V263H255Z\"/></svg>",
  "mask_w": 264,
  "mask_h": 264
},
{
  "label": "rangeland",
  "instance_id": "obj_2",
  "mask_svg": "<svg viewBox=\"0 0 264 264\" xmlns=\"http://www.w3.org/2000/svg\"><path fill=\"white\" fill-rule=\"evenodd\" d=\"M231 1L232 0H213L212 1V5H206V3H204V2H202L204 5H202V6H204L203 8H202V12H200L199 14L200 15H198V16H195L196 17V20L198 21V24L196 25V29H193V32L191 31L190 32V34L189 33H187V35H189V37L187 36V38L186 37H183L182 35H183V33L181 32H179L178 33V29H174L173 31H172V35L174 34V32H176L175 33V36H173L175 39H177L176 40V42H179L178 44L180 45V47L182 48V52H183V56H182V59H181V61H180V63H179V73H180V75H182V77L185 79V81H182V84L183 85H181V86H183L182 87V89H181V86H180V88H179V85L177 86L178 88H177V91H178V89H181V90H179L178 92L177 91H175L176 93H181L180 94V96H178L177 98H176V94H175V96H174V98L176 99V100H173V99H171L172 100V102H174L172 105L175 107V104H176V102H177V106L175 107V109H177V110H170L169 111V113H171L172 111L174 112H172L171 114H169V117H167V114H164L162 117L161 116H152V117H150V118H143L142 116H143V114H144V112L143 111H145V108H146V106H147V104L149 105V104H151V100H152V96L153 95H155V94H157L158 93V91L160 92L162 89H165V83H163V82H160V83H163V84H159V85H156L155 84V87H153V86H151L149 83L148 84H146V85H144L145 86V88H144V86L143 87H141V89L140 90H137V96L135 97L134 96V98L136 99V100H134V98H133V103H135L134 105L136 106H134L133 104V106L130 104V102H132V100H131V97H128L129 99H127V100H121L120 102L119 101H116V100H114V99H116V97L114 96L115 95V93L113 92V95L112 94H109V96L106 98V101H105V99H102V100H104V101H102L101 99H98V98H88V97H91V95L89 94V92L87 91V86L85 87V89H84V87H83V90L85 91V92H87L86 94H88V96L85 94V92L82 90V85H79V90H80V94H79V92L77 91V90H72V91H65V89H64V87H63V85H59V84H57V87L55 88V86L54 87H48V85H44L43 84V76H48V75H41V76H39V78L38 77H35V76H32L31 77V79L29 78V79H27V81L26 80H24L25 81V83H26V86H24L25 84H23V81H20L18 78L19 77H22L23 75H25L27 72L28 73H30L31 72V70H32V72L34 73L35 71H34V69H37V68H34V67H29L28 66V69H26V70H24L25 69V67H22L23 65H22V56L24 55V54H22L23 52L22 51H19V53L17 54L16 52H14V53H11V54H9L10 56H11V58H8L10 61H8L7 59V61L5 60V58H4V62L6 63V64H1L0 65V189H1V192H0V259H2V260H5L6 262H8L9 264H38V263H42V264H46V263H44V261H41V257L38 255V253H40V252H44L45 250H47V251H55V252H57V253H62L63 252V249L65 250V248H66V246L69 244V246H72V247H74V248H76L74 251L75 252H77V253H79L76 257L77 258H83L84 260H86V261H74V263L76 264V263H78V264H90L91 263V261L93 262V263H91V264H116V263H118V264H120V261H121V264H128V262H130L129 264H151V263H155L156 261H158L159 260V258H160V256H158L157 258H153V259H156V261H153V259L151 258V260H149V258L148 257H143L144 256V253H143V247H144V245L142 246V244H143V242H144V239H145V237L143 236V235H145V236H147V234L148 233H146V231L148 232H150V222H149V224L147 223L148 221H146V220H148V218H150L149 217V215H147L148 214V212H150L149 210H151V212L149 213L150 215L151 214H153L154 213V211H158L159 212V208H155V206L157 207H160V210H161V208L163 207V203H165L164 205H166V207H168L167 205V203H169V207L171 206V209L169 210L170 212V214L172 213L173 215L175 214V215H177L178 213L181 215V214H183V216L181 215V217H179L180 215L178 214L177 216H175L176 217V219H175V217L174 216H172V214L171 215H169V217H171L173 220H174V222L172 223V221L173 220H171V218H169V223H171V225H172V227H171V225L169 226V230H170V232H169V259H167L168 257H165V260L167 259V261H169L170 260V263H173V264H175V262L177 263V264H181L180 262L182 261V264H187V262H185V261H187V260H184V259H187V253L189 254V249L192 247V246H190L191 244L193 245V243H194V241H195V238H194V236H195V233L199 230V229H197L199 226H200V224H201V222H204V221H210V224H212V225H214L216 222H217V220H218V222L220 221V214H222L220 211V209H217L216 210V208H220L219 207V205L218 204H214L215 206L217 205L218 207H214V205H213V208L212 207H210V209L211 210H213L214 209V211H205L204 209H202L203 208V205H202V203H203V201L205 202L206 201V199H208V198H206L207 196H208V192H207V188H209V192L211 191V189H210V187H209V184L211 183V180L210 179H212V177H213V179H214V177H215V175L214 174H216V178L218 177V178H221L222 177V175H220V174H222V170L220 169V168H222L223 167V164H222V162L220 163V148L222 147V144H224L223 145V147L225 146V144H227V142L229 141V140H231V141H233L234 142V140H235V136H237L238 134H239V132L242 130V129H244V128H248V127H250V125H253V124H255V118L257 117V114H258V110H260L261 108L260 107H262V105H263V101H264V96H262L263 95V91H264V80L262 81V80H260V79H264L263 77H264V75H262V73H264V53H263V50H262V48L264 49V46H262V45H264V42H263V44L262 43H259V45L257 44L256 45V48L253 46V42H254V36H253V34L256 32V30H257V26H260V25H264V15H263V17H262V19L258 22L259 24H256V26H252L251 28H252V30H251V28H249V30L245 33V35H244V38L243 39H241V41H239L238 42V44L237 43H235V45L237 46V47H235V45L232 43L231 44V46L230 47H228L229 49L231 48V47H235L234 48V50H233V48L231 49V50H228V49H220L219 47H218V40L219 39H216L215 37H208L207 39L206 38H204V37H206V31L208 30L207 29V26H208V28H209V26H211L212 24H214L216 21H218L220 18H221V14H223L222 12V10H224V8L226 9L228 6H229V4L231 3ZM188 2H189V0H179L176 4L178 5V7L180 8V9H185L184 7L186 6L187 7V5H188ZM187 3V4H186ZM2 5V6H1ZM7 3L5 4L2 0H0V31H1V29H5V27H7V26H9V24H7V23H5V19L7 20V21H9L8 19H9V17H6V14L8 13L9 14V16H10V18H14V16L12 15V17H11V14H13V12H12V8L10 7V8H8L9 7V4L7 5ZM182 5V6H181ZM11 6V5H10ZM181 6V7H180ZM7 8L8 9H10V10H7ZM87 8V7H86ZM88 9V8H87ZM9 11H11V12H9ZM222 11V12H221ZM7 12V13H6ZM221 12V13H220ZM6 13V14H5ZM11 13V14H10ZM14 14H15V12H14ZM84 14H86V13H84ZM220 14V15H219ZM216 15H218V16H216ZM84 16H86V18L84 19L83 18V20H81L80 21V25H79V30H81V31H83V32H85L86 34L87 33H89V35L90 34H93V36H97V37H99V36H102V37H109V35L110 36H114V35H116L117 33L119 34L120 32H122V31H126V34L127 35H129L130 37H132V39L133 38H137L138 36L137 35H139L138 33V31L139 30H141V25H140V27H139V24H140V21H137V20H133V21H131V22H124L123 24H121V23H119V21L117 22V21H113L112 22V20L110 21V20H105V19H102V18H100L99 16H97L98 18H95L96 16H94V17H92V16H90V15H84ZM216 18V19H215ZM218 19V20H217ZM213 21H215V22H213ZM220 21V20H219ZM100 22V23H99ZM117 22V23H116ZM138 22V23H137ZM263 22V23H262ZM2 23L4 24V25H2ZM88 23V24H87ZM117 25H116V24ZM134 23H136L135 25H134ZM138 24V25H137ZM130 25H131V27H130ZM137 25V26H136ZM136 26V27H135ZM113 27V28H112ZM253 27H254V29H253ZM122 28V29H121ZM126 28V29H125ZM128 28V29H127ZM130 28V29H129ZM116 29H118V30H116ZM139 29V30H138ZM90 30V31H89ZM104 30V31H103ZM116 32H115V31ZM127 30L128 31H130V33L128 32L127 33ZM137 30V31H136ZM96 31V32H95ZM118 31V32H117ZM252 31H254V33L252 32ZM92 32V33H91ZM109 32V33H108ZM136 32H138V33H136ZM101 33H103L102 35H101ZM106 33V34H105ZM116 33V34H115ZM250 33H252V35L250 34ZM97 34V35H96ZM99 34V35H98ZM134 34V35H133ZM182 34V35H181ZM247 34V35H246ZM136 35V36H135ZM251 36V37H250ZM186 38V39H185ZM212 38V39H211ZM210 39V40H209ZM253 39V41H251ZM248 40H250V41H248ZM206 41H208V42H206ZM217 43H216V42ZM241 42V43H240ZM243 42V43H242ZM205 43V44H204ZM209 43H211L210 45H209ZM212 43H214V45L212 44ZM215 43L217 44V45H215ZM239 43H240V45H239ZM208 44V45H207ZM261 47V48H260ZM262 50H260V49ZM251 49V50H250ZM257 49V50H256ZM255 50H256V52H255ZM258 51V52H257ZM1 52V54H0V56L2 55V57H3V51H0ZM254 54H253V53ZM185 53V54H184ZM202 53V54H201ZM207 53V54H206ZM239 53H240V55H239ZM246 53V54H245ZM248 53V54H247ZM261 53H263V54H261ZM21 54H22V56H21ZM251 54V55H250ZM255 54L258 56H255ZM18 55V56H17ZM238 55V56H237ZM244 55H246L245 57H247V59H245V63L243 64V69L241 70H239V68L237 69L236 67L234 68V66L236 65V64H238V61H239V59H237V58H243V56ZM253 55V56H252ZM8 56V55H7ZM17 56V57H16ZM234 56V57H233ZM262 56V57H261ZM2 57H0V58H2ZM14 57V58H13ZM16 57V58H15ZM248 57H250V58H248ZM261 57V58H260ZM252 58V59H251ZM255 58V59H254ZM257 58V59H256ZM259 58V59H258ZM20 59V60H19ZM38 59H39V61H40V58L39 57H36V59L35 60H37V61H35V62H39L38 61ZM236 59V60H235ZM250 60V61H249ZM252 60V61H251ZM256 60V63L254 64V61ZM259 60V61H258ZM261 60V61H260ZM234 61V62H233ZM250 62V63H249ZM260 62V63H259ZM201 63V64H200ZM209 63V64H208ZM8 64H10V65H8ZM38 64V63H37ZM247 64V65H246ZM14 65V66H13ZM16 65V66H15ZM232 65H233V68H231L232 67ZM245 65V66H244ZM18 66V67H17ZM195 66V67H194ZM263 66V67H262ZM188 67V68H187ZM201 69H200V68ZM258 67V68H257ZM21 68V69H20ZM190 68V69H189ZM256 70H258V71H255V69ZM262 68V69H261ZM199 69V70H198ZM233 69V70H232ZM252 69H254V72H253V70ZM261 69V70H260ZM235 70H238L239 72H237L236 73V71ZM245 70V71H244ZM251 71V72H250ZM22 72V73H21ZM26 72V73H25ZM234 72V73H233ZM19 73V74H18ZM24 73V74H23ZM240 73V74H239ZM251 73V74H250ZM253 73V74H252ZM259 73H260V76H259ZM18 74V75H17ZM154 73H149V72H147V73H143V75L141 74L138 78L139 79H144V77L145 76H148V77H151L152 75H153ZM234 74V75H233ZM262 75V76H261ZM16 76V77H15ZM154 76V75H153ZM152 76V77H153ZM215 76L216 77H218V78H215ZM240 76V77H239ZM14 77V78H13ZM42 77V78H41ZM148 77H147V79H148ZM258 77H259V83H256V82H258L257 81V79H258ZM15 78H17L16 80H15ZM202 78V79H201ZM216 79L217 81H215V83H216V85H215V87L217 88V87H219V88H217V89H222V86L224 87L223 88V91L220 89V92L222 93H220V96H218L217 97V99L216 100H218V101H215V100H213V99H211V104H210V101H208V100H210L209 98H207V96H205L206 95V90H205V85H206V83L208 82V81H210L211 79ZM33 79H36L35 81L33 80ZM39 79V80H38ZM218 79H220V83L219 84H221V85H219L218 84ZM252 79L254 80V81H252ZM17 80H19V81H17ZM38 80V81H37ZM42 80V81H41ZM207 81V82H206ZM224 81H226V83H224ZM228 81V82H227ZM261 81V82H260ZM224 84H223V83ZM255 84H254V83ZM39 83H41V84H39ZM251 83V84H250ZM262 83V84H261ZM15 84V85H14ZM181 84V83H180ZM226 84V85H225ZM257 86L258 84H259V86H257V88L254 86ZM42 85H44V86H42ZM225 85V86H224ZM248 85H249V87H251L250 89L249 88H247L248 87ZM47 88H46V87ZM62 86V87H61ZM116 86V85H115ZM114 86V87H115ZM184 86H185V88H184ZM203 86V87H202ZM60 87H61V89H60ZM149 87H151V89L149 88ZM153 87V88H152ZM161 87V88H160ZM188 87H189V89H188ZM215 87H213L212 88V90L214 89H216ZM256 88V89H253V88ZM45 88L46 89H48V90H45ZM58 88V89H57ZM147 88H149V89H147ZM183 88L185 89L184 91H182L183 90ZM187 88V89H186ZM226 88V89H225ZM230 88H232V89H230ZM52 89H53V91L54 92H52ZM55 89V90H54ZM153 89V90H152ZM159 89H161V90H159ZM207 89V88H206ZM216 89V90H217ZM225 89V90H224ZM247 89V90H246ZM42 90H44L43 92H42ZM58 90H62L61 92H58ZM146 92H145V91ZM202 90V91H201ZM37 91V92H36ZM57 93H56V92ZM65 91V92H64ZM74 91V92H73ZM77 91V92H76ZM82 91V92H81ZM154 91H156V93L154 92ZM188 91V92H187ZM218 91V90H217ZM247 93H246V92ZM45 92V93H44ZM70 92H73V93H70ZM140 92V93H139ZM142 92V93H141ZM145 92V93H144ZM152 92H153V94H152ZM252 92V93H251ZM110 93H112V92H110ZM151 93V94H150ZM185 93V94H184ZM223 93H224V95H226V96H222V100H220L219 98L221 97V95H223ZM247 94V96H246V94ZM255 93H256V95H255ZM262 95H261V94ZM74 94V95H73ZM83 94V95H82ZM138 94H139V96H141L140 97V99H139V96H138ZM144 94V95H143ZM183 94V95H182ZM245 94V95H244ZM252 94V95H251ZM254 94V95H253ZM68 95H71L72 96V98H70V96H68ZM77 95V96H76ZM86 96V97H83V96ZM181 95H182V98H181ZM112 96V97H111ZM260 96H262L263 97V100L261 99V97ZM66 97V98H65ZM80 97H82V99L80 98ZM110 97V98H109ZM143 97V98H142ZM149 97V99H147ZM244 97V98H243ZM245 97H248V98H250V97H253V98H251V101H252V99H253V103L252 104H250L247 100H246V104L247 105H251L249 108H248V106L245 104ZM86 98V99H85ZM111 98H113V99H111ZM208 100H207V99ZM248 98H246V99H248ZM71 99V100H70ZM73 99V100H72ZM75 99V100H74ZM90 99H93V100H90ZM97 99L99 100V101H97ZM109 99V100H108ZM139 99V101H137ZM146 99V100H145ZM206 99V100H205ZM82 100V101H81ZM87 100H89L88 101V104L86 105V101ZM100 100H101V102H100ZM108 100V101H107ZM114 100V101H113ZM131 100V101H130ZM182 100V101H181ZM213 100V101H212ZM220 100V101H219ZM258 100H259V102H258ZM64 101V102H63ZM92 101V102H91ZM127 101V102H126ZM130 101V102H129ZM214 101H215V103H214ZM242 103H244V104H242ZM256 101V102H255ZM262 101V102H261ZM67 102H69V103H67ZM91 102V103H90ZM94 102H96L95 104H94ZM97 102H99L100 104H98ZM106 104H105V103ZM117 102V104H115V103ZM119 102V103H118ZM122 102V103H121ZM124 102V103H123ZM129 102V104H130V107H132L133 108V112L134 113H132L131 115H126L125 117H123V118H120V120H115V116H116V114L119 112V113H122L121 111V109L124 107V104L125 105H128L127 103ZM138 102H139V106H137L138 105ZM149 102V103H148ZM205 102H209L208 104H210L209 105V107H206V103ZM217 102V103H216ZM62 103V105L61 106H63V107H61L60 106V104ZM85 103V104H84ZM104 103V104H103ZM179 103V104H178ZM182 103V104H181ZM214 103V104H213ZM241 103V104H240ZM260 103V107H259V105H257V104H259ZM56 104V105H55ZM65 104H69L68 106L67 105H65ZM74 104V105H73ZM78 104L80 105H84L83 107L86 109L85 111H87L88 110V112H85V111H82L83 109L81 108V105L79 106L82 110H80V108L78 107ZM99 106H98V105ZM115 104V106H113ZM141 104V105H140ZM171 104V103H170ZM255 104H256V106H255ZM47 105V106H46ZM54 105L56 106V110H58V109H60V108H62V109H65V108H67L68 109V111H69V114H72V112H80L81 114L80 115H85V116H89V117H87V119L89 120L88 122L87 121H83L84 122V125H83V127H79V126H77V125H74V127L75 128H73V127H70V126H64V125H60V123H57L56 122V118H55V116L53 115V114H51V113H53V110L55 111V108H54ZM65 105V106H64ZM71 105H72V107H71ZM76 105V106H75ZM86 105V106H85ZM89 105V106H88ZM96 105H97V107H96ZM178 105H180V106H178ZM237 105H239V106H237ZM240 105H242V106H245V107H241ZM48 106H50V108H52L53 107V109L52 110H50L49 108H47ZM75 106V107H74ZM93 106H95V107H92ZM143 106V107H142ZM145 106V107H144ZM208 106V105H207ZM247 106V107H246ZM253 106V107H252ZM255 106V107H254ZM77 107V108H76ZM88 107V108H87ZM122 107V108H121ZM179 107V108H178ZM181 107V108H180ZM238 107H240V109H238ZM28 108H30V109H28ZM32 108H33V110H32ZM36 110H35V109ZM73 108H75L76 110H78V111H76V110H74ZM96 108H98V109H96ZM118 108H119V110H118ZM137 108V109H136ZM142 108V109H141ZM239 110H237V109ZM245 108V109H244ZM43 109V110H42ZM70 109V110H69ZM73 111H72V110ZM91 109H94V110H92L91 111ZM144 109V110H143ZM202 109V110H201ZM234 109H236V110H234ZM241 109H243V112H241L242 110ZM251 109V110H250ZM258 109V110H257ZM27 110H29V112L27 111ZM46 110H47V112H46ZM115 110H116V112H115ZM244 110H247V111H244ZM249 110V111H248ZM33 111H35L36 113H37V115H36V113H34ZM42 111V112H41ZM49 111V112H48ZM72 111V112H71ZM118 111V112H117ZM136 111V112H135ZM235 111V112H234ZM237 111V112H236ZM44 112V113H43ZM142 112V113H141ZM234 112V115L236 116V114L240 117V118H238L237 116L235 117V118H237V119H239L238 121H240V120H242L243 119V121H240L239 123H238V121H237V119H234V115H232V114H230V113H233ZM241 114V116L244 114V117L242 116H240V114ZM247 114V116H246V114ZM255 112V113H254ZM29 113H31V115L29 114ZM40 113V114H39ZM50 113V114H49ZM87 113V114H86ZM141 113V114H140ZM236 113V114H235ZM243 113V114H242ZM256 114V116L254 115V114ZM35 114V117H33L32 115H34ZM47 114H49V116L47 115ZM140 114V115H139ZM124 115V114H123ZM134 117H133V116ZM175 115V116H174ZM215 115V116H214ZM229 115H230V117H232L231 119H228L229 118ZM250 115H251V117H250ZM32 116V117H31ZM47 116V117H46ZM131 118H130V117ZM141 116V117H140ZM248 117L247 119H246V117ZM113 117V118H112ZM135 117H136V119H135ZM140 117V118H139ZM179 117V118H178ZM198 117L200 118L201 117V119H198ZM249 117H250V119H249ZM255 117V118H254ZM32 118V119H31ZM102 118V119H101ZM164 118V119H163ZM198 119V120H196V119ZM242 118V119H241ZM36 119V120H35ZM154 119H155V121H154ZM168 119V120H167ZM195 119V120H194ZM204 119V120H203ZM114 120H115V122H114ZM143 120V121H142ZM162 120H165V122H164V124H162L163 123V121ZM202 121V122H200V121ZM247 120V121H246ZM37 121H38V123H37ZM97 121H98V123L99 124H97ZM103 122V125H101L102 124V122ZM108 121H109V123H108ZM122 121H124V122H122ZM140 121H142V123L140 122ZM145 121V122H144ZM153 121V122H152ZM195 121H199V122H197V124L198 125H200V127H202L201 129H198L199 128V126L196 124V122ZM232 123H231V122ZM236 122V123H234V122ZM244 121L246 122V124L244 123ZM90 122V123H89ZM140 122V123H139ZM143 122H144V124H143ZM151 122L153 123L152 125H151ZM155 122V123H154ZM195 122V123H194ZM227 122H230V123H227ZM101 123V124H100ZM135 123H137V124H135ZM159 123V124H158ZM190 123H191V125H190ZM195 125H194V124ZM241 123V124H240ZM247 123H249L250 125H248ZM253 123V124H252ZM106 124H107V126H106ZM131 124V125H130ZM139 124H142V125H140L141 127L139 128L138 127V125ZM203 124V125H202ZM228 125V127H226L227 125ZM40 125V126H39ZM53 125V126H52ZM134 126V125H136V127H138L137 128V135L134 137V139L132 140V141H129V143H128V145H127V148L129 149V148H131V149H134V148H137V149H140V148H142V149H140V150H138L139 152V156H141V154H143V157L141 158V159H143L142 160V166H143V168H146V169H144L145 171H143V169H142V174H141V178L139 177V179L141 180H138V181H140L139 182V186L137 187V189H139L138 191H137V189L135 190V193H136V191H137V193L135 194V197H134V193H132V194H130V195H127V196H123L122 198H120L119 200H116L118 203H116V201L114 200V199H111L110 201H109V203L107 204V207H106V209H104L103 211H104V213H102L103 211H99V209H97L99 212L97 213L96 211H94V212H96V213H94L93 212V214H92V216L94 215V214H97L96 215V217H93L92 218V216H91V212L88 210V209H92L93 207H88V209L86 208L84 211H87V212H85L84 213V211L83 212H81V213H79V215L81 214V216L83 217H80L79 215H75L76 214V212H70V213H72V214H70V215H68V216H66V218H64V220H62L60 217H59V215H60V213H59V215L58 216H56L54 213H52L54 216H52L51 217V213H50V211L52 210V208H51V205H49V206H47L46 205V202L45 201H49V202H52V201H50L49 199H46V197L48 196V192H45V191H48V189L52 186V185H54V184H56V183H58L59 182V180L58 179H60V176L61 177H63L62 179H66V178H68L70 175H71V173L74 171V170H76V171H80V166L82 167L83 165H81V164H79V161H80V158H81V156H83V155H87V154H89V152H91L94 148H95V145H96V143L98 144L99 142H100V138L101 139H106L108 142H110L111 143V141L113 142V140H112V138L111 137H114V136H116V135H118V134H122V133H125V132H127V130H129V129H131V126ZM145 125H146V127H145ZM158 125V126H157ZM188 127H187V126ZM196 127V129H194V126ZM197 125V126H196ZM234 125H237L238 127H237V130H236V126H234ZM240 125V126H239ZM56 126V127H55ZM57 126H59V127H57ZM64 126V127H63ZM193 126V127H192ZM79 127V128H78ZM144 127V128H143ZM198 127V128H197ZM207 127V128H206ZM212 127V128H211ZM242 127V128H241ZM41 128H43V129H41ZM45 128H46V130L48 129L49 131L48 132H50V133H48L46 130H45ZM55 128V129H54ZM68 128V129H67ZM143 128V129H142ZM206 128V130L204 131V129ZM210 128V129H209ZM218 128V129H217ZM43 130V131H41V130ZM82 130L83 132L80 134V133H78L76 130ZM142 129V130H141ZM194 129V130H193ZM208 129V130H207ZM64 130H65V132H64ZM139 130H141V131H139ZM149 130V131H148ZM189 130V131H188ZM191 130V131H190ZM196 130V131H195ZM202 130V131H201ZM233 130V133L231 132ZM199 131H201V132H199ZM207 131H209V133L207 132ZM235 131V132H234ZM43 132V133H42ZM45 132L46 133H48V134H45ZM64 132V133H63ZM67 132V133H66ZM199 132V133H198ZM203 132H204V134H203ZM54 133V134H53ZM62 133V135H60ZM139 133V134H138ZM190 133V134H189ZM205 133H206V135H205ZM208 133V134H207ZM216 133V134H215ZM230 133H232V134H230ZM82 134H84V135H82ZM144 134V135H143ZM200 134V135H199ZM204 136H206L205 138L206 139H204L203 137V135ZM68 135V136H67ZM202 135V136H201ZM232 135V136H231ZM233 135H235V136H233ZM17 136V137H16ZM28 136H30V137H28ZM65 136V137H64ZM101 136H104V137H101ZM142 136H144V137H142ZM195 136V137H194ZM199 136H201V137H199ZM232 138H231V137ZM26 137H28V138H25ZM68 137V138H67ZM72 137H74V138H72ZM186 137V138H185ZM189 137H190V139H191V137H192V139H193V141H192V139H191V141L189 140ZM227 137L229 138V140L227 139ZM31 138V139H30ZM53 138H54V140H53ZM61 138H63V139H61ZM70 138V139H69ZM108 138V139H107ZM143 138V139H142ZM201 138H203L202 140H201ZM27 139H29L30 140V142L29 143H27L29 140H27ZM73 141H72V140ZM146 139V140H145ZM197 139H199V140H197ZM209 139V140H208ZM37 140V141H36ZM56 140V141H55ZM71 140V141H70ZM75 140V141H74ZM111 140V141H110ZM187 140H188V142H187ZM197 140V142H195ZM202 142H201V141ZM205 140H207L206 142L207 143H205ZM223 141V142H220V141ZM226 140V141H225ZM228 140V141H227ZM27 141V142H26ZM32 141H33V143H34V145L32 146ZM34 141H36V143L38 142V144L37 145H39V146H36V143L34 142ZM61 141V142H60ZM199 141H200V143H199ZM230 141V142H231ZM25 142H26V145L25 146H28L29 144L33 147V148H31L30 146H28V147H25L24 146V144H25ZM58 143L57 144V147L55 146L56 144L55 143ZM71 142V143H70ZM133 142V143H132ZM142 142V143H141ZM186 144H184V143ZM192 142H195L196 144H194V143H192ZM210 142V143H209ZM229 142V143H230ZM233 142H231V143H233ZM19 143V144H18ZM61 143V144H60ZM110 143H108V144H110ZM199 143V144H198ZM218 143V144H217ZM222 143V144H221ZM46 144V145H45ZM106 144H107V142H106ZM130 144H132L131 146H130ZM182 144H183V146H182ZM188 144V145H187ZM202 144H204L203 146L205 147V148H203L202 146H199V145H202ZM206 144V145H205ZM210 144V145H209ZM42 145V146H41ZM45 147H44V146ZM50 145V146H49ZM146 145V146H145ZM194 146V148L193 149H191L193 146ZM196 145H198V146H196ZM219 145H221L220 146V148H219ZM25 148H24V147ZM138 146H140V147H138ZM179 146V147H178ZM23 147V148H22ZM42 147V148H41ZM93 147V148H92ZM181 147H182V149H181ZM191 147V148H190ZM195 147H196V149H199L200 148V152H199V155H197L198 154V152L197 151H195ZM198 147V148H197ZM209 147V148H208ZM21 148L22 149H24V151L22 152V151H20L21 150ZM26 148H28L29 150L27 151V149ZM87 148H89V149H87ZM187 148H189V150L187 149ZM212 153V154H210L209 153V151L207 150V149ZM25 149H26V152H25ZM33 149H37L36 151L35 150H33V152L34 153H36V157H35V154L34 153H31L32 152V150ZM44 149H46L45 151H44ZM60 149V150H59ZM83 149H85V150H83ZM87 149V150H86ZM183 149H185V151L183 150ZM187 149V150H186ZM201 149H203L204 150V152H203V150H201ZM216 149V150H215ZM218 149V150H217ZM31 150V151H30ZM177 150V151H176ZM181 150L184 152H181ZM187 151H190V153L192 154V153H194L193 155H194V159L193 158H191L193 155H191L189 152L187 153ZM199 151V150H198ZM216 151V152H215ZM20 152V153H19ZM28 152H30V153H28ZM82 152V153H81ZM84 152V153H83ZM87 152V153H86ZM23 153H24V155L26 156L27 154L26 153H28V154H33V156L35 157V159L36 158H38L36 161H32L36 166L34 167V168H39L40 169V166H42L41 167V169H40V172H39V169H34V168H32L30 171H31V173L29 172L28 173V171L27 170H25V169H23V172H21V166L23 167V164H22V158H24L23 156ZM40 153V154H39ZM48 155H47V154ZM51 153V154H50ZM173 153V154H172ZM183 155H181V154ZM185 153H187V154H185ZM207 153V154H206ZM18 154V155H17ZM22 156H21V155ZM57 154V155H56ZM72 154V155H71ZM174 154H176V156L174 155ZM189 154H190V157H189ZM216 154V155H215ZM40 155V156H39ZM45 155H46V157H45ZM179 155V156H178ZM181 155V156H180ZM186 155L188 156V157H186ZM195 155H197V156H195ZM203 155H205V156H203ZM16 156H21V158H17ZM41 156H43V159H42V157ZM189 158V159H187V161L185 160L186 158ZM209 156V157H208ZM217 156V157H216ZM219 156V157H218ZM27 157V156H26ZM25 157V158H26ZM80 157V158H79ZM180 161H178L177 162V160H176V158ZM179 157H180V159H179ZM146 158V159H145ZM198 160H200V161H198ZM212 158V159H211ZM17 159H19V160H17ZM20 159H21V161H20ZM35 159H32V160H35ZM52 159V160H51ZM75 159V160H74ZM173 159H175L176 160V162H175V160H173ZM208 159H209V161H208ZM215 159V160H214ZM216 159H217V161H216ZM46 160H48V161H46ZM79 160V161H78ZM145 160V161H144ZM184 160V161H183ZM194 160V161H193ZM196 160V161H195ZM205 160V161H204ZM211 160V161H210ZM43 161H44V163H45V165H44V163H43ZM52 161V162H51ZM73 161H75L74 162V164H76L75 166L73 165ZM181 161H182V163H181ZM189 161H191L192 162V164L191 165H193V166H195V165H197V166H195V167H197V168H195V169H193L194 171L196 170V169H199V170H197L198 171V173L201 171V173H197L196 171L194 172V173H196V174H194L193 173V171H192V166L190 165V164H188V163H190ZM198 161V162H197ZM203 162V165H204V163H205V165L203 166L202 165V162ZM43 163V164H42ZM49 163V164H48ZM69 163H70V165H69ZM145 163V164H144ZM173 163V165L175 164H177L176 166L178 167H176L175 165H174V167H176V168H171L172 166H170L171 164ZM179 163V164H178ZM183 163H185L186 164V166L187 165H190L192 168L190 169L189 167L190 166H188L187 167V169H189V171H186L187 169H186V166H185V164H183ZM184 166H183V165ZM207 164V165H206ZM214 164H218V165H214ZM80 165V166H79ZM180 165V166H179ZM182 165V166H181ZM200 165V166H199ZM214 165V167L215 166H217V167H215V168H219L220 169V172H218L219 170H216V173H213V174H209L208 173V169H207V167H210V166H213ZM18 166V167H17ZM57 166V167H56ZM65 168H64V167ZM78 166H79V169H78ZM146 166V167H145ZM169 166H170V168L172 169V170H170V168H169ZM219 166H221V167H219ZM46 167V168H45ZM72 167V168H71ZM77 167V168H76ZM183 167H185V169L183 170ZM200 167V168H199ZM60 170H59V169ZM73 169V170H72ZM176 169H177V171H176ZM181 169V170H180ZM201 169V170H200ZM17 170H19V173H18V171ZM25 170V171H24ZM34 170V171H33ZM52 170V171H51ZM70 170H72V172L71 173H69V171ZM174 170V171H173ZM191 170V171H190ZM14 171V172H13ZM58 171V172H57ZM171 171H173V173H170ZM175 171L176 172H178V173H175ZM12 172H13V174H12ZM37 172V173H36ZM42 172V173H41ZM46 172V173H45ZM64 172H66V173H64ZM145 172V173H144ZM195 175V177H194V175L192 174V173ZM218 172V173H217ZM5 173H7V174H5ZM24 173H25V175H24ZM52 173V174H51ZM144 173V174H143ZM187 173H191L190 175L193 177V179H192V177L188 174V178L187 177H185V175H187ZM220 173V174H219ZM16 175V177H15V175ZM29 174V175H28ZM37 174H39L38 176H37ZM42 174V175H41ZM59 174V175H58ZM170 174H174V175H170ZM178 174V175H177ZM179 174H181L180 176H179ZM207 174V175H206ZM209 174V175H208ZM218 174V175H217ZM4 175V176H3ZM19 175V176H18ZM22 175H24V177L21 176ZM51 177H50V176ZM170 175V176H169ZM34 176V177H33ZM48 176V177H47ZM53 176H56V177H53ZM166 176V177H165ZM173 176V177H172ZM176 176H178V177H176ZM207 176V177H206ZM209 176V177H208ZM12 177V178H11ZM13 177H15V178H13ZM31 177H33V178H31ZM39 177V178H38ZM42 177H44V179L42 178ZM45 177H47V178H49V179H47L48 180V182H47V180H45ZM184 177H185V179H184ZM191 177V178H190ZM203 177V178H202ZM21 180H19V179ZM26 178H27V180H26ZM165 178V179H164ZM210 178V179H209ZM18 179V180H17ZM23 179H24V181H23ZM31 179H33V181H32V184H30L31 183V181H29V180H31ZM35 179L37 180V181H35ZM54 179H56V180H54ZM163 179V181H161ZM166 179H168L167 181H165ZM182 179V180H181ZM189 179H192L191 181L193 182V180H195V182H193L194 183V189H192L193 190V194L191 195V194H189V197L191 198L190 199V201L192 202V210H189V208L187 207L188 205L187 204H189L188 202H189V199H187V198H184L185 196L187 197V190H188V188H189V185L188 186H186L189 182H190V180ZM200 179V180H199ZM50 180H54L53 181V183H52V181H50ZM58 180V181H57ZM183 180L185 181V188L184 187H180L181 185H183ZM2 181V182H1ZM19 181V182H18ZM39 181V182H38ZM40 181H41V183H40ZM50 181V182H49ZM177 181H179L178 183H176ZM206 181V182H205ZM207 181H208V183H207ZM5 184H4V183ZM20 182H22V183H20ZM35 182V183H34ZM56 182V183H55ZM162 183V185L160 184V186H159V183ZM164 182H165V184H164ZM9 183H12V185L11 184H9ZM27 183V184H26ZM36 183H38L37 184V187H36ZM60 184L62 183V180L60 179V182H59ZM174 184L175 183V186H173V185H171V184ZM182 183V184H181ZM4 184V185H3ZM168 184V185H167ZM176 184H178V186H179V188H177L178 186L176 185ZM205 184H206V186H205ZM9 185V186H8ZM15 185H16V187H15ZM20 187H18V186ZM24 185V186H23ZM39 185V186H38ZM164 185V186H163ZM171 185V186H170ZM5 186V187H4ZM45 186V187H44ZM163 186V187H162ZM165 186H167V187H165ZM168 186H170V188L168 187ZM173 186V187H172ZM204 188H202V187ZM207 187V188H205V187ZM6 187H8V188H6ZM174 187L176 188L175 190H173L174 189ZM201 187V188H200ZM6 188V189H5ZM17 189V190H15V189ZM19 188V189H18ZM42 188V189H41ZM44 188H45V190H44ZM163 188V189H162ZM169 188V189H168ZM182 188V189H181ZM3 189V190H2ZM21 189H23V190H21ZM6 190V191H5ZM10 191V193H9V191ZM21 190V191H20ZM27 190V191H26ZM171 190H173V191H171ZM181 190V191H180ZM205 190H206V194L207 195H205ZM24 191V192H23ZM36 191H37V194H36ZM165 191H167L166 193H165ZM172 193H170V192ZM175 191H177V192H175ZM14 192V195L12 194ZM17 192H19L18 194H16ZM29 192V193H28ZM43 192L45 193V195L43 194ZM182 192V193H181ZM184 192V193H183ZM9 193V194H8ZM21 193H22V195H21ZM40 193V194H39ZM168 193H170V194H168ZM176 193H177V199H175V198H173V197H175L176 196ZM1 194H5V196L4 197H6L7 199L5 200V198H3V195H2V197H1ZM26 194H28V196H26ZM29 194H31V195H29ZM32 194H34V196L32 195ZM36 194V195H35ZM158 194V195H157ZM160 194H161V196H160ZM162 194L165 196H163L162 197ZM183 194H185V196L183 195ZM10 197H9V196ZM157 195V196H156ZM168 195L170 196V198H167L168 197ZM172 195H174V196H172ZM206 197H205V196ZM15 196H17V198L15 197ZM20 196V197H19ZM32 196H33V198H32ZM38 196H39V200L41 201L42 200V198L44 197V199H43V201H44V203H42V205H41V203H39V204H37L36 202H34V200H36L37 198H38ZM129 196V197H128ZM132 196V197H131ZM137 196V197H136ZM182 196V197H181ZM203 196H204V200H202L203 199ZM23 199H22V198ZM25 197H26V199H25ZM30 197H31V199H30ZM36 197V198H35ZM172 197V198H171ZM181 197V198H180ZM2 198H3V201H1L2 200ZM11 198H12V200H11ZM125 198L127 199V203H124V200H125ZM133 198L135 199L134 201H133ZM157 198H160V199H158L157 200ZM162 198V199H161ZM163 198H165V199H167V200H163ZM155 199H156V201H155ZM168 199L169 200H171V201H168ZM175 199V200H174ZM184 199V200H183ZM16 200H18V201H21V202H15ZM27 202H26V201ZM130 200V201H129ZM133 201V203H132V201ZM161 200V201H160ZM163 200V201H162ZM177 200V201H176ZM12 201H14V203L16 204V205H13L14 203L12 202ZM39 201V202H40ZM43 201H41V202H43ZM152 201V202H151ZM166 201V202H165ZM175 201V202H174ZM180 201V202H179ZM188 201V202H187ZM2 202H3V204H2ZM12 203V204H10V203ZM25 202H26V204H25ZM31 202H32V204H31ZM125 202H126V200H125ZM150 202V203H149ZM157 203V204H154V206H153V204L152 203ZM160 202V203H159ZM173 202V203H172ZM186 204H185V203ZM8 205H7V204ZM27 203H28V205H27ZM33 203H35V205L33 204ZM172 203V204H171ZM178 203V204H177ZM182 203V204H181ZM31 204V205H30ZM114 204V205H113ZM118 204H127L126 205V207L130 204V206H128L127 208H125V205L122 207L121 206V208H122V213L124 214H122V215H120L121 217L119 218V214H115L111 219H112V221H111V219H110V221H108V220H106V219H108L109 217V214L110 213H112V210L118 205ZM131 204H133L132 206H131ZM159 204V205H158ZM171 204V205H170ZM185 206H184V205ZM21 205H22V210H21ZM24 205L26 206V207H24ZM29 205H30V207L32 208H30L29 207ZM34 205V206H33ZM39 205V206H38ZM116 205V206H115ZM151 205V207L153 206V209L154 210H152V208L151 207H149ZM160 205H162V206H160ZM180 205H182V206H180ZM187 205V206H186ZM4 206V207H3ZM5 206H7L6 208H5ZM16 206V207H15ZM18 206V207H17ZM19 206H20V210L21 211H23V209H24V213H22L21 214V211H19ZM35 206H36V208H35ZM45 206V207H44ZM47 206V207H46ZM15 207V213L17 214H15L14 213V211H13V208ZM24 207V208H23ZM43 207V208H42ZM97 207V206H96ZM149 207V208H148ZM165 207V206H164ZM173 207L175 208V209H173ZM179 207V208H178ZM185 207H186V209H187V211H186V209H185ZM12 210V212H10V210ZM30 208V209H29ZM42 208V209H41ZM108 208V209H107ZM131 208V209H130ZM148 208V209H147ZM151 208V209H150ZM177 208V209H176ZM182 208H184L183 210L185 211H183V210H181ZM25 209H26V212H25ZM27 209H28V211H27ZM41 209V210H40ZM128 209V210H127ZM157 209V210H156ZM165 209V208H164ZM30 210L32 211L33 210V212H34V210L36 211V210H40L41 212L43 211V213H48V214H46V217H44L43 219H41V220H36V219H31V217L29 216V212H30ZM171 210H173V211H175V213H173V211H171ZM205 211V213H204V211ZM218 210H219V212H218ZM178 211V212H177ZM183 211V212H182ZM193 211V213H191ZM88 212H90V214L88 213ZM107 212H108V214H107ZM145 212H147V213H145ZM153 212V213H152ZM176 212H177V214H176ZM189 212V213H191V214H195L196 215V217L198 218H195L194 216H192L191 214H189L188 213V215H189V218H190V215L192 216L191 218H190V220L188 219V215H187V213ZM202 212V213H201ZM210 212V213H209ZM216 214H215V213ZM12 213V214H11ZM27 213H28V215H27ZM75 213V214H74ZM106 213V214H105ZM186 213V214H185ZM204 213V214H203ZM208 213V214H207ZM217 213H218V216H217ZM20 214V215H19ZM23 214H25V215H23ZM50 214V216H48ZM99 214V215H98ZM104 214V215H103ZM211 214V215H210ZM21 215H23V216H21ZM27 215V216H26ZM61 215H66V213H61ZM60 215V216H61ZM72 215V216H71ZM87 215V216H86ZM101 215V216H100ZM105 215H108V216H106V218H105V220H104V217H105ZM117 215H118V217H117ZM142 215V216H141ZM145 215H147V216H145ZM184 215H185V217H184ZM204 215H206V217H207V215H208V217L206 218ZM213 215V216H212ZM18 216V217H17ZM20 216V217H19ZM77 216H78V218H77ZM97 216H99L100 218H97ZM104 216V217H103ZM116 216V217H115ZM124 216V218H122ZM129 216V217H128ZM200 216V217H199ZM249 216H250V213H248V215L246 216V220L248 221L249 219ZM5 217H7V218H5ZM24 217V218H23ZM62 217V216H61ZM70 217H72L71 219H68V218H70ZM101 217L103 218L102 219V221H101ZM130 217H131V219H130ZM146 218V220H145V218ZM179 217V218H178ZM184 219H183V218ZM206 218V220H204L205 218ZM211 217L213 218V219H211ZM21 218V219H20ZM23 218V219H22ZM81 219L82 220V222L81 223H78V222H80L79 220H77V219ZM86 218V219H85ZM89 218H91V219H89ZM97 218V219H96ZM129 220H127V219ZM182 218V219H181ZM195 218V219H194ZM200 218H202V220H200ZM215 218H217V219H215ZM52 219V220H51ZM55 219V220H54ZM59 219V220H58ZM60 219H61V221H60ZM85 219V220H84ZM99 219H100V222H99ZM115 219V220H114ZM123 219V220H122ZM151 219V218H150ZM180 219V220H179ZM188 219V220H187ZM210 219V220H209ZM3 220V221H2ZM8 220H10V221H8ZM25 220H27V221H25ZM50 220V221H49ZM88 220H90V221H88ZM96 220V221H95ZM98 220V221H97ZM125 220V221H124ZM139 220V221H138ZM177 220L179 221V222H177ZM187 222H186V221ZM195 220V221H194ZM201 222H200V221ZM212 220V221H211ZM6 221H8L7 223H6ZM19 221V222H18ZM29 221H31L30 223H29ZM34 221H36V222H34ZM56 221V222H55ZM59 223H58V222ZM76 221H77V223H76ZM84 221V222H83ZM92 221V222H91ZM94 221V222H93ZM105 221V222H104ZM108 221V222H107ZM116 221V222H115ZM119 221H121V222H119ZM142 221H143V223H142ZM184 221L186 222V223H184ZM197 221H199V223L197 222ZM216 221V222H215ZM2 222V223H1ZM21 222V223H20ZM62 222V223H61ZM74 222V223H73ZM87 222V223H86ZM117 223V226H115L116 224L115 223ZM124 222V223H123ZM140 222V223H139ZM182 222V223H181ZM189 222H191L190 224H189ZM195 222V223H194ZM212 222V223H211ZM215 222V223H214ZM5 224V225H1V224ZM40 223V224H39ZM42 223V224H41ZM57 223V224H56ZM71 223V224H70ZM88 223H90V224H88ZM93 223V224H92ZM95 223V224H94ZM97 223H98V225H97ZM128 223V224H127ZM174 223H176V224H174ZM179 223V224H178ZM196 223H197V225L198 226H194V224L196 225ZM7 224H9V225H7ZM22 224V225H21ZM26 224V225H25ZM59 224V225H58ZM65 224V225H64ZM81 224V225H80ZM85 224H86V226H85ZM100 224V225H99ZM105 224V225H104ZM111 224V225H110ZM119 224V225H118ZM138 224V225H137ZM143 224H144V226L145 227H143ZM146 224L147 225H149V227H147L146 226ZM167 224V223H166ZM165 224V225H166ZM186 224H188V225H190V227L188 226V225H186ZM193 224V226H191ZM24 225V226H23ZM32 227H31V226ZM36 225V226H35ZM39 225V226H38ZM44 225V226H43ZM46 225L49 227H46ZM53 225H54V227H53ZM56 225H57V227H56ZM83 225V226H82ZM97 225V226H96ZM101 225H104V226H102V228H101ZM109 225V226H108ZM114 227H113V226ZM125 225H127V226H125ZM130 225V226H129ZM142 225V226H141ZM180 225V226H179ZM181 225H183L184 227H185V229H184V227H181ZM29 226V227H28ZM40 227L39 229H41L42 230V232H41V230H40V238L38 239V240H36L34 237H33V235L31 234V229L34 227V229L35 228H38V227ZM63 228H62V227ZM83 228H81V227ZM85 226V227H84ZM93 226H96V227H93ZM100 226V227H99ZM105 226H107L106 228V231H104L105 230ZM110 226H112V228L110 227ZM136 226H138V228H136ZM175 226V227H174ZM249 227V225L248 224H246L245 225V231L244 230H241L240 232H239V234H238V236L239 237H242L241 238V240H242V242H244L245 243V245L246 244H248L247 245V247H246V250H245V252L243 253V254H245L244 255V259H243V262H244V264H260V262L258 261L259 260V258H258V254H259V251H261L260 249H262V248H260V247H262L261 245V243L259 244L258 242V244L256 243V245L254 244L255 242L253 241V239H252V234H251V229L250 228H248ZM21 227V228H20ZM25 228V230H23V228ZM42 227H45V228H42ZM53 227V232L50 234L49 233V231L50 230H52L51 228ZM66 227V228H65ZM80 229H79V228ZM91 228V232L90 231H88L89 229ZM109 227V228H108ZM128 227V228H127ZM146 227H147V229L148 230H146ZM170 227H171V229H170ZM28 228V229H27ZM30 228V229H29ZM57 228V229H56ZM64 228H65V230H64ZM84 228H86V229H84ZM116 230H115V229ZM119 228V229H118ZM144 228H145V232H144ZM153 228V227H152ZM151 228V229H152ZM179 228H181V229H179ZM195 228V229H194ZM246 228H248V229H246ZM43 229H45V230H43ZM50 229V230H49ZM100 229H102V230H100ZM104 229V230H103ZM111 229V230H110ZM173 229V230H172ZM174 229H175V231L177 232V231H179L177 234H175L176 232H174ZM177 229H179V230H177ZM187 229L189 230V231H187ZM197 229V230H196ZM11 230L13 233L15 232V231H17V235L15 234V235H13V233L11 234V231L9 232V231ZM15 230V231H14ZM56 230H58L57 232H56ZM69 230V231H68ZM93 230V231H92ZM95 230V231H94ZM99 230V231H98ZM118 230V231H117ZM172 230V231H171ZM184 230V231H183ZM191 230V231H190ZM250 231V232H248V231ZM48 231V233H46ZM73 231H75V232H73ZM86 231V232H85ZM102 231V232H101ZM103 231L104 232H107V231H109L110 232V234L107 232V233H104L103 235H102V233H103ZM111 231H114V232H111ZM116 231V232H115ZM140 231L142 232V239H140V237L141 236H137V234L138 235H141L140 234ZM181 231H183L182 232V235H183V233H184V235H186V236H182L181 235ZM225 231V230H224ZM29 232V233H28ZM66 232V233H65ZM68 232V233H67ZM78 232H79V234H78ZM83 234H82V233ZM89 232V233H88ZM93 232H94V234H96V235H92L93 234ZM130 232V233H129ZM136 232V233H135ZM139 232V233H138ZM173 233V234H170V233ZM188 232V233H187ZM189 232H190V234L192 235H189ZM244 232V233H243ZM2 233V234H1ZM25 233H26V236H25ZM72 233V234H71ZM74 233V234H73ZM90 233H92V234H90ZM127 233H128V235H127ZM133 233V234H132ZM146 233V234H145ZM194 233V234H193ZM251 234V238L249 237V235ZM42 234V235H41ZM48 234V235H47ZM77 235V238L78 239H76L75 237H76V235ZM84 234H88L87 236L86 235H84ZM101 234V235H100ZM116 234V236H113V235H115ZM118 234V235H117ZM175 234V237L173 238V235ZM188 234V235H187ZM24 235V236H23ZM30 235H31V237H30ZM45 235H46V237H45ZM51 235V236H50ZM62 235H63V238H62ZM74 235H75V237H74ZM84 235V236H83ZM110 237V239H109V237ZM111 235V236H110ZM124 235H126V236H124ZM135 237H134V236ZM172 235V237H170ZM244 235H245V237H244ZM16 236L18 237V238H16ZM54 236V237H53ZM59 236V237H58ZM80 236H82L81 238H80ZM92 236H94V237H92ZM97 236V237H96ZM105 236H107L106 238H105ZM129 236V237H128ZM134 238H133V237ZM180 238H179V237ZM43 237H45V239H43ZM89 237H91V238H89ZM96 237V238H95ZM100 238V239H97V238ZM104 237V238H103ZM115 237V238H114ZM182 237H184V238H182ZM187 237V238H186ZM190 239H189V238ZM194 238V240H192L193 238ZM56 238V239H55ZM63 240H62V239ZM68 240H67V239ZM80 238V239H79ZM83 238H84V240H85V238H87V241H90L91 243H92V245H91V247H87V246H90V245H87L88 243H87V241H84L83 240ZM88 238L90 239V240H88ZM97 239L96 241H97V245L98 244H103L102 243V241L104 242V244H103V248H102V250L100 249L101 247H100V245H98V246H96V241H95V239ZM125 239V241H124V239ZM131 238H132V241H130L131 240ZM170 238H172V239H174V240H171ZM178 238V239H180L181 241H179L178 239L176 240V239ZM192 238V239H191ZM248 238H250L251 239V241H250V244L251 245H249V243H248V241L250 240H248ZM17 239H19V240H17ZM21 239V240H20ZM53 239V240H52ZM65 239H66V241H65ZM93 239V240H92ZM103 239V240H102ZM113 239V240H112ZM114 239H116V241L114 240ZM128 239V240H127ZM138 239H140V240H142L141 242H142V244L139 246L138 245V242L140 243V240L137 242V240ZM185 241H184V240ZM240 239V238H239ZM29 240V241H28ZM35 240V241H34ZM47 240V242L45 243V241ZM57 240V241H56ZM62 240V241H61ZM74 240V241H73ZM77 240V241H76ZM83 240V241H82ZM109 240V241H108ZM184 241V243H182L183 241ZM189 240V241H188ZM70 241V242H69ZM73 241V242H72ZM94 241H95V243H94ZM98 241H99V243H98ZM106 241H108V243L110 244L111 243V246L109 247V245H106L105 243H107ZM110 241H112V242H110ZM121 241H122V243H121ZM124 241V242H123ZM134 241V242H133ZM175 241H177V242H175ZM19 242L22 244H19ZM24 242V243H23ZM27 242V243H26ZM64 242V243H63ZM67 242V243H66ZM77 242H79V243H77ZM89 242V244H91ZM101 242V243H100ZM125 242H126V245H125ZM128 242H130V243H128ZM137 242V243H136ZM172 242V243H171ZM185 242H186V245H185ZM190 242V243H189ZM196 242V241H195ZM253 242V243H252ZM36 243V244H35ZM43 243V244H42ZM60 243H61V245H60ZM71 243V244H70ZM84 243H86V244H84ZM107 243V244H108ZM131 243H133V244H131ZM175 243H178L179 244V246L182 248H180L179 246L177 247V244H175ZM189 243V245H187ZM30 244V245H29ZM50 244V245H49ZM55 244H56V246H55ZM121 244H123V245H121ZM129 244V245H128ZM174 244V245H173ZM182 246H181V245ZM24 245V246H23ZM31 246V248H33V250L31 251L30 249L31 248H28L29 246ZM42 245H43V247H42ZM77 245V246H76ZM82 245H85V247L84 246H82ZM87 245V246H86ZM131 245V246H130ZM135 245H137V246H135V248H134V246ZM172 245V246H171ZM259 245V246H258ZM22 248H20V247ZM50 246H52V247H50ZM58 246V247H57ZM76 246V247H75ZM94 246V247H93ZM104 246H105V248H104ZM116 246V247H115ZM121 246V247H120ZM124 246V247H123ZM130 246V247H129ZM173 246H175L176 247V249L173 247ZM184 246H185V248H184ZM187 246V247H186ZM249 246H250V248H249ZM251 246H253L252 248H251ZM254 246H258L257 248L256 247H254ZM34 247H36V248H34ZM60 247V248H59ZM68 247V246H67ZM87 247V250L86 249H84V248H86ZM108 247V248H107ZM123 247V248H122ZM127 247L130 249V251H132V252H130L129 251V249H127ZM133 247V248H132ZM139 247H140V249H139ZM173 247V248H172ZM27 248V249H26ZM63 248V249H62ZM81 248V249H80ZM83 248V249H82ZM88 248H90V249H88ZM94 248V249H93ZM110 248V251H111V253H108V252H110L108 249ZM113 248V249H112ZM117 248V249H116ZM119 248V249H118ZM170 248H172L173 249V253H172V251L170 252ZM178 248L181 250V252H180V250H178ZM249 248V249H248ZM254 248V249H253ZM25 249V250H24ZM36 249H40V251H35ZM61 250V251H59V250ZM96 249V250H95ZM105 249V250H104ZM112 249V250H111ZM125 249H126V253H125ZM134 249V250H133ZM171 249V250H172ZM176 250V252H175V250ZM183 249H186L185 251L183 250ZM251 249V250H250ZM30 250V251H29ZM78 250H79V252H78ZM82 250H84V255H83V252H82ZM86 250V251H85ZM93 252H92V251ZM104 250V251H103ZM117 250V251H116ZM118 250H120V251H118ZM136 250H141L140 251V253H142L143 254V256H141L140 257V255H142V254H140L139 252H137ZM179 252H178V251ZM252 250H253V252H252ZM255 250H256V253H255ZM258 250V251H257ZM28 251V252H27ZM89 251L90 252H92V254L91 253H89ZM97 252V254H96V252ZM102 251H103V253H102ZM105 251H108V252H105ZM133 251H135V254H134V252ZM188 251V252H187ZM30 252V253H29ZM36 252H37V254H36ZM65 252V251H64ZM73 252V251H72ZM100 252V253H99ZM104 252H105V254L107 253L108 255H111L112 254V252H113V254L111 255V257L110 256H107V254H106V256H105V254H104ZM138 253V256H137V258H135L136 256V254ZM185 252V253H184ZM187 252V253H186ZM257 252H258V254H257ZM93 253H94V255L96 256L97 255V257H95V256H93V257H91L90 258V256H92L93 255ZM170 253H172V254H170ZM177 253V254H176ZM179 253V254H178ZM182 255H181V254ZM186 255H184V254ZM32 254V255H31ZM102 254V255H101ZM104 254V255H103ZM120 254V255H119ZM131 256H130V255ZM140 254V255H139ZM251 256H250V255ZM73 255V257H74V259L76 258L75 257V255L74 254H72ZM101 255V256H100ZM135 257H134V256ZM174 255H176V258H175V256ZM181 255V256H180ZM248 255H249V257H248ZM35 257V256H37V258L35 257V259L33 260L32 259V257ZM80 256V257H79ZM83 256V257H82ZM106 258H108V260L106 259L105 260V257ZM121 256V257H120ZM123 256H125V257H123ZM128 256V257H127ZM171 256V257H170ZM183 256V257H182ZM102 257V258H101ZM103 257H104V259H103ZM172 257H174L173 259H172ZM251 257H253V258H251ZM31 258V259H30ZM76 258V259H77ZM102 260H101V259ZM130 258H134V259H138L139 261H140V263H139V261L138 260H134L133 259V263H131L132 261V259H130ZM143 258V259H142ZM146 258V259H145ZM178 258V259H177ZM182 259V258H184L183 260H180V259ZM241 259H240V261H239V263H241V264H243L242 263V257H240ZM39 259V260H38ZM93 259V260H92ZM118 259H120L119 261H118ZM124 259H125V261H124ZM129 259V260H128ZM145 259V260H144ZM175 259V260H174ZM91 260V261H90ZM97 260V261H96ZM105 260V261H104ZM143 260H144V263H143ZM149 260V261H148ZM172 260V261H171ZM177 260V261H176ZM180 260V261H179ZM252 260V262H249V261H251ZM257 261V262H254V261ZM41 261V262H40ZM96 261V262H95ZM117 261V262H116ZM138 261V262H137ZM146 261V262H145ZM152 261V262H151ZM166 261V262H167ZM178 261H179V263H178ZM184 261V262H183ZM38 262V263H37ZM68 262V259L66 260V263ZM83 262H86V263H83ZM106 262V263H105ZM113 262V263H112ZM126 262V263H125ZM73 263V264H74ZM169 263V262H168ZM169 263V264H170ZM155 264H158L157 262L155 263ZM261 264H263V263H261Z\"/></svg>",
  "mask_w": 264,
  "mask_h": 264
}]
</instances>
